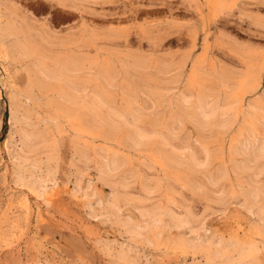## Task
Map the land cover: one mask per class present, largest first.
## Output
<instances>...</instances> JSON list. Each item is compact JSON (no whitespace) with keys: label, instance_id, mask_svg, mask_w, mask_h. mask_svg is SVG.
I'll use <instances>...</instances> for the list:
<instances>
[{"label":"rangeland","instance_id":"rangeland-1","mask_svg":"<svg viewBox=\"0 0 264 264\" xmlns=\"http://www.w3.org/2000/svg\"><path fill=\"white\" fill-rule=\"evenodd\" d=\"M69 1H70V3H69ZM205 1H207V0H204V1L203 0H196V1L195 0H191V2H190V0H73V1L72 0H68V1L67 0H0V4H1L0 6H2V4H3V6L0 7V14H3V16L0 15V20H1L0 21V25L3 26L2 23H5L8 19H11L10 23L12 25H14V26H18V25L14 24L12 22H16L18 20L16 23H18V24L20 23L21 24V25H19V27H23V26L28 27V26H30V22H32V24L30 26L32 28L28 29L30 31H26V32H27L28 35L30 34L32 37L35 38V39H33L29 35L30 38L35 40V41H32V42H33V45L36 47V49H39V47L41 46L42 50H39V51L45 52V50L48 49L46 51V52H48V54H53V53L60 52V51L61 52H66V53H72L73 52V53H76V54H81L82 50H83V53L85 54V52H87L86 54H88V56H89L93 52H88V50H87L88 47L86 46V44L89 43V50L90 51H92V49H94L96 46L97 47L99 46L98 48H95V51H96V49H98L99 51H96V52H98L97 54H99V53H102V54L97 55L96 52H94L97 55V57H100V55H101V58H99L100 61L97 64L99 70L95 69V68H97L96 65L94 67L92 66L93 69L95 71L96 70L100 71L101 68L103 69L106 66L107 67V68L105 67L106 70H109V69L112 68L111 71H114V72L118 73V71H116V68H115V70L113 69L114 65L116 64L115 66H117V67H118V65L122 66V68L120 67L121 69L118 67L119 68L118 70H119V73H121L122 79L124 78L123 79L124 83L125 82L128 83V81H130L129 84H127L128 87L125 89L126 91L124 90L125 94L126 95H130L131 94L130 96L132 98H134V100H136L135 97H138L140 95V97H138L136 102H135V101L132 100V98L129 97L131 99L130 100L128 98V96H125L124 95V91H123V93H121L122 92L121 90H119V89H117L115 87H112V88H110L109 95L111 94L113 98L115 97V99L119 100V101L117 102L115 99H114L115 100L114 101L110 97V100H109L110 103L109 102H107L105 104H103L104 102L102 103L103 104V106H102L103 109H102L101 106L97 105L96 103L94 104V101H92L89 96L88 97H85V96L83 97L82 96L78 100L79 103L83 106L85 103H81V102L85 100V102H86V104L84 105L85 109H88L89 106H90L93 110L89 109L91 112L88 111V113H86L87 112L86 110L85 111L84 110L83 111L80 110L79 111V115H78V113L76 115H72L74 117L78 115V118L76 119V117H75L73 119V121H72V118H71V121H72L71 123H69L70 119L68 120V119H66L67 118L66 116L64 117L63 115L60 114V116L58 115V117H59L58 118V125H59V127L61 129L59 127L56 128L53 125V123H51V121L49 119V116L51 114L58 113L56 111V108H55L56 107L55 103L53 104V102H56V101L54 100L55 97H54L52 91L49 90V92H48V91L43 90L41 88L37 89L39 86H33V87L31 86V87H29L30 85L29 86L27 85L26 86L27 90L24 93V89L25 88L23 89V87L25 86L26 81L28 83L31 80H33L32 77L31 78L29 77V76H31L29 74V71H30L31 67L29 66V63H28L27 59H24L22 57L20 58V56L18 55V53H16V51H15V54H14V50L9 48L8 41L4 39L5 38V32L0 30V38L2 39V40L0 39V41L2 42V43L0 42V264H216L218 261H219V264H221V263L222 264H226V263L228 264L230 261H228L227 258L229 259V257L231 255L233 256L234 260L235 259L238 260L239 264H245V263L246 264H264V233H263L264 232V229H263L264 226L259 225V224H262V223L264 224V222L260 223L258 221V219L255 216H253V214H250L248 212L247 209H246V214L248 213V215H246L245 213L242 212V211H245L244 210L245 207L246 208L248 207L247 206L248 203L245 200L247 198L246 195H248V193H247L248 190L247 189L249 188V184L251 182L249 180V176H248L247 173H245L241 169H238V170H241V171H238L235 168V167L240 168L239 161H241L240 160L241 159L240 158L241 155L240 156L237 155V152L235 151L236 150V144L241 139V137L246 135L247 131L246 132H244V131L240 132L238 130V129H240V127H238V126L240 125L239 123H240L241 120L239 122H237L238 124L237 123L235 124L237 127L234 125L231 128V130L227 131L228 133L226 132L227 134L225 132L222 133V131H219V130L217 131L216 128H210V127L208 128L207 127V128L202 129V128H199L198 126L196 127V124H194L195 120L192 119L193 123L190 121L191 118H192L193 112H194L193 110H191V108L194 109V107H192L193 103L190 102L188 104H183L181 101H179V97L177 96V94H178L177 90H178V92H183V93L185 91H187L185 89V87H184L185 86V82L184 81L186 79V78H184V76H186L187 73L191 72L195 68L194 70H196L197 72L199 71L200 73H202V74L197 73V75H198L197 76L196 75V71H195V75H196L195 78H197V81L200 83V85H201L200 88L205 89V92L208 95H210V96H212V95L218 96L219 99H220V97L221 98L226 97V96H228V95H230L232 93L233 89H231L232 88L231 86L232 85L235 86L236 81L238 80L237 76L239 75V73L241 74L244 71V68L246 69L247 66L245 64H247L249 62V60L250 61H254V62L256 60H258L259 58L261 60H264V56L261 55V54L264 53V50L262 49V48H264V35H263L264 34V26H263L264 25V23H263L264 22V20H263V18H264V7H263V5L264 4L259 5L261 3H264V1L263 0L262 1L261 0H256V1H253V0H251V1L250 0H242V1L241 0H237V1L236 0H232V2H231V0L230 1L223 0V2H221V3L222 4L225 3V4L224 5L221 4V6H220L221 8L220 7L216 8V10L212 9V7L209 6V0L207 2H205ZM233 1L234 2L236 1L237 3L235 2L234 5H232L231 3H233ZM194 2L196 4H194ZM247 2H249V3H247ZM257 2H258V4H256ZM247 5H248V7H247ZM4 6H5V9H4ZM206 7H207V10H206ZM209 7H211V8H209ZM231 7H233V8H231ZM5 10H7L8 12L10 10L11 11L8 13ZM195 10H196V12H195ZM208 10H209V12L207 13ZM211 10L214 11L213 13L216 12L214 14L215 17L213 16L212 13L210 14V12H212ZM217 10H220V11H217ZM226 10H228V12ZM223 11L226 12V13L223 14ZM203 12L204 13L206 12L207 14L206 13L204 14ZM8 14H9V16H8ZM10 15H11L12 18L10 17ZM210 15H212V17ZM205 16H206V18H205L206 21L204 20ZM14 17L15 18L17 17V19H15ZM24 17H27V18L29 17L30 19L29 18L27 19V18H24ZM23 18H24V20L22 21ZM199 20H201V21H199ZM21 21H22V23H21ZM33 21H36V22L33 23ZM24 22L25 23L29 22V25H28V23L23 24ZM203 22H206V23L203 24ZM41 24H42V26L44 24L45 25L43 27H40ZM201 25L204 26V27L201 28L202 27ZM0 29H1V26H0ZM36 29L38 30L37 31L38 34L35 31ZM40 29H43V31L46 33V35H45V33L43 35L42 30H40ZM33 30L35 31V33L33 32ZM47 30H49V31L47 32ZM51 32H53V33H51ZM55 32L58 35L55 34ZM70 32L71 33L73 32L72 33L73 36H72V34ZM205 32H207L206 33V37L204 35ZM1 33H2V35H1ZM202 34L204 35V39L202 38L203 37ZM63 35L64 36L66 35L67 38H69V39H67L66 36L64 38ZM69 35H71V36H69ZM193 35H194L195 38L192 37ZM36 36H37V38H36ZM40 36H41V38L43 36H45V37L42 38V40L44 42L41 41V40L38 41ZM54 37H56L58 39H54ZM81 37H82V39H81ZM61 38L62 39L64 38V39L62 40ZM69 40H71V41L69 42ZM190 40L191 41L193 40V43ZM203 40H205V41H203ZM5 41H7V42H5ZM47 41L49 42L50 46L47 45L48 44ZM53 41H56V43L53 42ZM62 41H63V44H62ZM90 42H92L91 44H93L95 47L93 45H90ZM202 42H205V43H202ZM206 42H211V43H213V45L211 43H206ZM58 43H59V45H58ZM197 43H199V46H198ZM2 44H4V45H2ZM200 44H201V46H200ZM202 44H203V46H202ZM205 44H206V46H205ZM207 44H209V46H207ZM61 45H62V48H60V50L56 49V48L61 47ZM63 45H65V46H63ZM191 45L193 47L195 46L194 48L192 47V50L190 49ZM211 45H212V47H210ZM1 46L3 47V49H1ZM5 46H7V47H5ZM45 46H46V49H44ZM91 46H92V48H91ZM106 46H109L108 47L109 48V52L108 53H110V52L114 53V56L113 55H109L108 53H107V55L105 54L106 56H102L104 53H106L105 51H108L107 50L108 48H106ZM51 47H53V48L55 47V49H53ZM100 47L102 49L105 48L104 49L105 51H103ZM200 47L203 48V49L200 50ZM204 47H205V49H204ZM78 48H80V49H78ZM110 48H111V51H110ZM207 48H208V50H206ZM247 48H249V49H247ZM51 49H53V50L51 51ZM209 49H213L211 51H214L216 55L213 52H210ZM243 49H245V50H243ZM258 49L263 50V51L260 52V50H258ZM4 50H6L8 52L6 53V51H4ZM73 50L74 51L76 50V52H74ZM78 50H79V52L80 51L81 52L79 53ZM204 50H206V51H204ZM242 50L245 53H248V56H247V54H244ZM256 50H258V52ZM233 51L235 53L240 54V56H238L237 54L235 55V53H233ZM241 51H242V55H241ZM115 52L117 53V55H116L117 57L115 56V54H116ZM144 52H146V53H144ZM198 52H200V53L202 52L201 55H199ZM259 52H260V54H259ZM83 53L81 54V56L83 55L82 57L85 58L87 55L85 54V56H84ZM130 53H131V55H130ZM195 53H197L199 55V57L195 58V56H193V59H191L192 58L191 56L194 55ZM203 53H205V54L203 55ZM208 53L210 54V56L207 55ZM9 54H11L12 56L9 55ZM120 54H122V55H120ZM125 54H126V56H125ZM92 55L90 57H86V58H92ZM127 55L128 56L130 55V56L128 57ZM152 55H154V56H152ZM181 55L182 56L183 55L186 56L185 59H183ZM198 55H196V56H198ZM202 55H203V57H202ZM214 55H215V57L213 58ZM244 55L246 56V59H244L245 58ZM109 56H110V58H111V56L113 57V58H111L112 61L109 60ZM118 56H120V57H118ZM139 56H143L145 58L148 57L147 58L148 60L151 59L150 62L148 63V67H150V68L148 69V67H146L148 70L147 69L142 70L141 72H143V73H140V69L138 67H137L138 69H136V68L133 69L134 68L133 66L136 67V64L135 65L133 64L134 63L133 59L136 58V57H139ZM150 56H152V57L150 58ZM207 56H209V57H207ZM258 56H259V58H257ZM261 56H263V57H261ZM94 57H95V55H93V58ZM104 57L105 58L107 57V58L105 60L104 59L102 60V58H104ZM122 57H124V58H122ZM154 57H155V59H154ZM161 57H163V58H161ZM187 57H189V58H187ZM250 57H254V58L253 59L251 58L252 59L251 60ZM6 58L9 59V61H8V59H7V61L10 62V63L5 61ZM117 58H118V60H117ZM156 58L157 59L159 58L160 60H157ZM209 58L214 60V61L209 60ZM2 59L4 61H1ZM119 59H120V61H123V62L121 63L119 61ZM122 59H125V60H122ZM129 59H130L131 62L129 61ZM173 59H176L177 63ZM186 59H187V61H185V63H184V60H186ZM215 59H217V61ZM242 59L244 60V62H243ZM10 60H12L13 62H11ZM15 60H16V62H14ZM22 60H24V61H22ZM114 60L115 61L117 60L116 63H115ZM181 60H182V62H181ZM193 60H195L196 62L193 61ZM207 60L208 61H212V63H210V62H208V63H210V66L211 65L214 66L215 70H214V68L209 69V67H208L209 64L206 63ZM132 61H133V63H132ZM153 61H155V62L153 63ZM156 61H157V63H156ZM159 61H161V63L163 62L164 66L167 65L166 67H168L170 65L169 66L170 69L168 68L167 72H165V73H162V74H161V72L159 73V71L157 70V69H159L158 67L161 66V68H163V65ZM178 61H180V63ZM4 62H6V63H4ZM109 62H110V64H109ZM191 62H194V63L198 62V63L196 64V66H193L194 63L192 64ZM213 62H214V64H213ZM241 62H243L245 64L242 65L243 63H241ZM23 63H25V64H23ZM26 63H28V64H26ZM232 63H234V64L232 65ZM239 63H241V65ZM13 64H16V65L14 66ZM100 64H101L102 67L99 66ZM128 64L129 65L132 64L130 66V68H129ZM178 64H181V66L178 65ZM189 64H191L192 65L191 67L192 68L194 67V68L192 69ZM110 65L111 66L113 65V66L111 67ZM127 65H128V67H127ZM206 65H207V68H206ZM229 65H231V66H229ZM4 66H5V68H4ZM19 66L22 68V69L19 68L21 71L20 70L16 71ZM151 66H152V69H151ZM177 66L183 67L185 69L178 68V69H173L174 70L173 71L172 68H174V67L177 68ZM241 66H243V67H241ZM92 67H90V69L88 68L87 70L85 68L84 71H82V74H80V76H79L80 77L79 81L81 80L79 84L81 86L84 85L83 87H85L87 85L88 89L85 90V93L88 92L89 87H90V91H92L93 89L99 90L100 88H102L101 86L104 87V85H105V84H103L104 82H102L103 80H101V78L99 77L100 76L99 72H98L99 76H97V74H96L97 71H96V73L93 72L94 70L92 69ZM188 67H190L192 70H189ZM230 67H232V68H230ZM237 67H239V68L237 69ZM25 68H27V69H25ZM233 68L236 69V70H233ZM6 69H7V71H6ZM154 69H155L156 73L154 72ZM90 70H93V71H90ZM182 70H184V71H182ZM222 70H224L225 72H223ZM228 70H229V72H228ZM238 70H239V72H238ZM24 71L26 73L27 72L28 73L25 74ZM85 71H87L88 73H86ZM125 71H126V73H125ZM129 71H132V72L134 71V72L132 73V72H129ZM205 72L207 74H210L211 77H209L210 75H206ZM152 73H153V75L151 76ZM227 73H229V74H227ZM258 73H259L258 75L260 77V80H259L260 84H259L258 88L252 93L239 96V97L242 96L243 100L241 102H242L243 108H245V103L249 102L250 100H254V98L255 99L257 98V99H260V100L264 101V98H263L264 97V91H263L264 90V66H263L262 70L259 71ZM124 74H129V76L127 75V78H126L125 77L126 75H124ZM130 74H131V77H130ZM138 74H141V75H138ZM181 74H185V75H181ZM223 74H225V75H223ZM25 75H26L27 78L25 77ZM159 75H161V76H159ZM169 75H171V76H169ZM212 75L215 76V79H214V77H212ZM227 75L228 76L232 75V76L228 77ZM234 75H236V76H234ZM149 76H151V78ZM225 76L227 78H229V79L226 80ZM81 77H83L84 81L87 79V81H85V83L87 82L86 85H85L84 81L81 79ZM155 77H157V78H155ZM159 77H161V78L159 79ZM175 77H176V79H175ZM93 78H95V81L93 80ZM128 78H130L131 80L128 79ZM132 78H133V81H132ZM135 78L137 79V81L135 80ZM232 78H233V80H231ZM5 79H6V81H5ZM27 79H31V80L28 81ZM138 79H139V81H138ZM141 79H143V80H141ZM147 79H149V81H147ZM156 79H158V80H156ZM172 79L174 80V82H173ZM177 79H178V81H177ZM205 79H206V81H205ZM216 79H218V80H216ZM96 80H97V82H96ZM220 80H223L224 85H223V82L220 81ZM229 81L232 84H229L230 83ZM6 82H8L9 85ZM88 82H89V84H88ZM136 82L138 83V86L136 85ZM225 82H226V84H228V86L225 84ZM92 83H93V85H92ZM152 83H153V85L155 83L154 86H158V87H156V88L153 87ZM214 83H216L217 85H215ZM94 84H95V86H94ZM141 84H142V86L145 84L144 86H146V87L139 86ZM165 84H168V85H165ZM176 84L177 85L181 84V85L176 86ZM97 85H99V86H97ZM148 85H151L153 88H155V89L158 88V89L155 90L151 86H148ZM170 86L171 87L175 86L176 89L173 90L175 93L173 91H170L172 89V88H170ZM204 86H207V87H204ZM16 87L18 89H20L19 90L20 92L23 91L24 95L21 94L22 92L20 93L19 91H16V90H18ZM27 87H29L31 89L29 90ZM97 87H99V88H97ZM164 87H166L169 90V91L166 92L167 94L165 93L164 89H166V88H164ZM177 87H179V88H177ZM196 88H193L192 91L190 89V91H188L186 93H190L192 96H195L197 94V92L199 91V88L198 87H196ZM229 88H230V90H229ZM233 88L235 89V87H233ZM11 89L13 90V92H12ZM40 89H41V91H39L40 97L42 95H45L44 98L47 97L46 99L48 100V97H49L52 100L51 104L48 103V102H51L50 100L48 102L46 101L49 106L47 105V103L45 101H43L44 100L42 98L43 96L41 98L38 97L37 94H38V90H40ZM147 89L150 90L149 93H148L149 90H147ZM159 89H163L164 91H161ZM214 89L215 90L217 89L218 92H216ZM218 89H220V90H218ZM225 89H226V91H224ZM194 90H196V91H194ZM10 91L12 92L11 94H10ZM28 91L30 93L28 95H25V94L28 93ZM31 91L33 92L32 93L33 95L31 94ZM90 91L88 93H90ZM132 91H134V92H132ZM154 91H156V92H154ZM258 91H260V92H258ZM14 92H15L16 95L14 94ZM18 92H19V94L17 95ZM115 92H117V93H115ZM135 92L137 94H139V95H137ZM261 92H263V93H261ZM222 93H223L224 96L222 95ZM10 95H11V98H10ZM34 95H35V97H34ZM134 95H137V96L134 97ZM157 95L160 96V97H157ZM252 95H254V96H252ZM12 96H13V98H12ZM23 97L24 98L26 97L27 100H25ZM33 97L35 99H36V97H38L34 101L35 103L33 102V100H34ZM119 97L121 99H119ZM172 97H175V98H172ZM124 98H126V99H124ZM146 98H148V99H146ZM166 98H169V100H170V98H172V100L168 101V99L166 100ZM11 99H13V100H11ZM37 100H39L38 101L39 104H38ZM138 100L143 101L144 104L142 102H141V104L143 106L146 105L145 106L146 109H141L142 105H140V101H138ZM160 100L162 102H160ZM10 101H11V103H10ZM12 101H13V103H12ZM14 101H15L16 105H15ZM17 101H18L19 104L17 103ZM29 101H31V102H29ZM132 101L134 103H132ZM145 101L146 102L148 101L149 103L147 104ZM156 101H158L157 104H155ZM26 102H27V104H26ZM111 102H113V103H111ZM151 102H152L153 106L151 105ZM87 103H89L90 105L87 106ZM108 103L110 105H106ZM116 103L118 104V106H117ZM160 103H161L162 106L160 105ZM33 104H34V106H33ZM40 104H42L41 107L39 106ZM149 104L152 107L151 109L148 108ZM165 104H167V105H165ZM8 105L14 106L13 109H12L11 106L9 107ZM27 105H28V107H26ZM104 105L106 107H104ZM135 105H137V106H135ZM170 105H172V106H170ZM237 105L239 106V103ZM86 106H87V108H86ZM120 106H123V107H120ZM25 107L28 108V109H26ZM35 107L37 108V110H36ZM112 107H113V110H115L117 108L118 111H120L119 110V108H120L121 110H123V109L124 110H128L129 109L127 112H131V113H134L133 111H135V110H136L135 112H138V113L140 112L139 113L141 115L140 119H139L140 121H138L137 125L140 124V126L141 127L143 126V128H150V127L152 128V127H154L153 129H157L158 134H156V136H155L156 138L153 137L152 140H151L152 142L150 141L148 143L147 147L142 148V149H138V150H134L133 149V151H130V149L132 150V148H130L128 146V142H127L128 141V139H127L128 137L127 136L129 135V129L130 128H128V129L125 128L120 122L116 123V120L114 121L115 122L114 126H115V129L119 126L118 127V131H116L114 129V131H113L114 133H113V132H111V129L108 128V126H107L108 125V119H109V116H107L108 115L107 113L111 112L109 110H111ZM125 107H127V108H125ZM133 107L135 108V110H134ZM159 107H160V109H159ZM163 107L164 108L166 107V108L163 109ZM178 107L180 108V110H179ZM182 107H184V108H182ZM10 108H11L12 111L9 112ZM14 108H16V109H14ZM47 108H48V111L46 110V112H45V109H47ZM147 108L149 110H147ZM187 108L189 110H191V111H189ZM23 109H24V112H23ZM170 109H172V110H170ZM28 110H30V111H28ZM161 110H162L163 113L161 112ZM166 110L169 112V114H166V112H167ZM174 110H176V111H174ZM185 110H186V112H185ZM25 111L27 113H29V114H25L26 113ZM31 111L32 112L34 111V113H32ZM81 111H82V113H81ZM141 111H143L144 114ZM12 112H13V116H14V121H11V122L8 123V121L11 120L10 116H11ZM17 112H19V113H17ZM83 112L86 115L88 114L87 115L88 118L86 117L87 119L83 118V117L86 116V115L83 114ZM14 113H16V114H14ZM35 113L36 114L37 113L40 114V115H38V114L37 115L41 119L43 118L42 122L45 120L43 122V125L48 123L47 124L48 126L46 125V126L42 127L43 125L41 124V119L39 120L40 121L39 122L37 117H36L37 115H35L36 118L33 117L34 115H32V114H35ZM46 113L47 114L49 113V115H47ZM160 113H162V114H160ZM186 113H188L187 115H189V116H187V119H185ZM91 114H92V116H91ZM172 114H174V116L176 118ZM8 115H10L9 118H8ZM25 115H28V116L25 117ZM41 115H42V117H41ZM19 116H20V119H19ZM53 116L56 117L57 115L56 114L52 115V117L50 116V118L51 119L54 118ZM61 116H63L64 118L61 117ZM95 116L97 118H94ZM144 116L145 117L147 116V117L145 118ZM149 116H153V118H151ZM155 116H156V118H154ZM168 116H170V117H168ZM27 117H29V118H27ZM162 117H164V118H162ZM21 118L31 119V120H29L30 122L29 121L28 122L31 125H33V128L34 129L37 128L36 130L39 131V132L42 131V135L44 136V138H42L43 141L41 140L42 143H40L41 141L36 142L34 144V146H33L34 149H32L34 151L35 149L41 148L42 145L45 142L48 143V144L45 143L43 145V148H42L43 150L39 149L40 153L38 152V150H37V152L36 151L33 152V151H31L30 148H29L30 150L26 149V148H25L26 149L25 150L23 148V146L20 145L21 144V141H20L21 140V138H20L21 137V134H20L21 132L20 131H22V129H24L25 125H26L25 119L21 120ZM60 118H61V120L63 122H64V119H65L66 124L63 123V122H60L61 121ZM170 118H172V119L170 120ZM189 118H190V120H189ZM158 119H160L161 121L158 120ZM177 119L178 120L180 119V121H182L181 122L182 123L181 126H179L180 127L179 132L181 130L184 131V132L182 133V131H181L180 133L178 132V133L175 134V135H177L179 137L180 140H178L177 136L173 135V139H175V141L178 140L180 142V141H183L187 137L186 138L187 141H190V142H192L194 144H195V141H196L197 142L196 146L200 145V144L198 145V142L199 143H203V144H207L209 142L207 145L210 147L209 151L212 152V154L210 153V155H211V165L209 166L210 170L209 169H206L204 171L203 170H200V171L198 170L199 172L195 171V170L192 171L191 168H188L189 167L188 165L183 163V162H186V160H187V159H184V158H186L185 156H183L181 158V160L183 162L180 165L178 164L179 165V168H178V165L174 166L175 164L173 165L172 162H170L172 164L171 165L169 163V161H167L168 159H166L164 157V155L162 154V153H166L167 155H172L170 150L166 149L167 147L164 146L162 144V142H160V141H161V138L166 135L165 131L168 129L169 124L172 123L171 121L173 120V122H174ZM32 120H33V122H31ZM66 120H68V121H66ZM88 120H89V122H88ZM153 120H154V123H153ZM162 120H164L163 121L164 125L162 123ZM188 120H189V122H188ZM254 120H255L254 124L256 126L255 129L257 131L259 130L258 131L259 135L256 134L257 132L254 131L255 129L253 130V134L255 136H257V137H260V136H262L264 134V124H263V126H261L263 122H262V120H260V117H256ZM257 120H258V123L259 122L261 123V125L260 124L257 125ZM35 121L38 122L37 123L38 125L36 124V126H35V123H36ZM103 121H105V122H103ZM74 122H76V125H78V126H79V123H81L83 125H82V127L79 126V128L77 130L78 126L77 127H76V125L74 126L73 125V124H75ZM86 122H88V123H86ZM149 122H152V123H149ZM186 122H188V124ZM12 123H14V124H12ZM15 123H16V125H15ZM84 123H85V125H84ZM95 123H97V124H95ZM98 123H100L99 126H98ZM22 124H24V126ZM63 124H65V125H63ZM89 124L90 125L93 124V125L90 126ZM116 124L118 126H116ZM120 124L122 125V127H121ZM154 124H159L161 129L159 128V125L155 126ZM9 125L11 127H9ZM31 125H30V127H31ZM67 125H70V126L67 127ZM103 126H105V127H103ZM259 126H261V127H259ZM12 127L13 128L15 127V128L12 129ZM50 127L53 128V131H52V128H50ZM94 127H96V128H94ZM100 127H102V128H100ZM182 127H184L185 129H182ZM47 128L48 129L50 128V132H49V130ZM68 128H70V129H68ZM91 128L92 129L94 128V129L90 130ZM16 129L18 131L17 133L14 131ZM45 129L48 130L47 131L48 134L46 133ZM64 129H66V130H64ZM88 129L90 131H86V132L84 131V130H88ZM95 129L97 131H99V130L100 131L96 132ZM192 129H193V131H192ZM196 129L199 130V131H197ZM56 130L58 132H56ZM107 130H110V131H107ZM13 131L17 135L13 134ZM105 131H106L107 134L105 133ZM122 131H124V132H122ZM203 131H205V132H203ZM231 131H232V134H231ZM78 132H79V134H77ZM80 132H81V134L84 133V135L80 136ZM119 132H121V133H119ZM208 132H210V133H208ZM10 133H12V134H10ZM72 133L74 134V137L72 136L73 135ZM97 133L99 134V137H98ZM100 133L103 136L104 135H106V136L109 135V136L107 138H106V136L105 137L102 136L103 137L102 138ZM202 133L205 136L207 135L208 138H206ZM235 133L237 134V136H236ZM53 134L56 135V136H54ZM89 134L93 135L91 137V138H94L93 140L90 139V135ZM94 134H95V136H94ZM120 134H121V136H119ZM123 134H124V136H123ZM190 134H192V135H190ZM225 134H226V136H225ZM238 134H240V135H238ZM13 135H15V136H13ZM57 135H59V136H57ZM76 135H79V136H76ZM86 135H89V136H86ZM125 135H126L127 138L125 137ZM215 135L217 137L220 136V138L219 137H218L219 139L216 138ZM8 136H9V138H8ZM45 136H47V137H45ZM180 136H183L182 137L183 139L180 138ZM201 136H204V137H201ZM10 137H11V139L12 138L13 139L10 140ZM54 137H56V138H54ZM76 137H78V138H76ZM80 137L85 138L86 139V144H89V145H90V143L91 144H93V143L95 144L96 142L99 143V142L102 141V139H103V141H102L101 145H100V143L99 144L96 143L97 147L96 146L92 147L94 144L91 145V146H89V145L88 146L87 145L84 146L85 139H79ZM209 137L212 138L211 142H210ZM222 137H225V138H223V140H222ZM95 139H97V140H95ZM99 139H101V140H99ZM107 139H109V140H107ZM113 139L118 141L117 145H114L116 142H114ZM213 139H215V140H213ZM228 139H230V140H228ZM7 140H8V142H7ZM9 140H10V142H9ZM52 140H54V141H52ZM122 140L124 142H122ZM158 140H159V142H158ZM217 140L218 141L222 140V142L220 144L217 143L218 144L217 145V144H215ZM232 140H234V141H232ZM49 141H52V143L50 142L51 146L53 145L52 147L49 146L50 145ZM87 141L90 142V143H87ZM107 141H110V142H107ZM112 141L114 143H111ZM125 141H126V143H125ZM205 141H207V142H205ZM105 142H107V143H105ZM119 142L122 143V144H120ZM213 142H215V143L213 144ZM223 142H225V143H223ZM228 142L231 143L232 145L229 144ZM79 143L82 144V146ZM108 143H110V144H108ZM157 143H160V144H157ZM210 143H212V144H210ZM76 144H77L78 149L74 148V147H76ZM106 144L108 146H106ZM123 144L124 145L126 144V146H124ZM221 144H222V146H219ZM78 145H80V146H78ZM98 145H100V146H98ZM109 145H111V147ZM210 145H212V146H210ZM214 145H217L219 148H217V146H214ZM38 146H40V147L38 148ZM45 146H47V148ZM101 146H103V147H101ZM105 146L107 148L110 147L111 148L110 150L113 149L114 152H115V148L116 149L118 148L117 150H119L121 152L126 150L124 152H126L125 154H128V155L123 156L122 153H120V152L117 153V151H116V154L114 155V153L112 151H110V150L108 151L109 148L106 149L107 150V155H106ZM123 146L125 148H129V149L120 148V147H123ZM162 146L166 147V148H161ZM224 146L227 149V151H226V149H224ZM44 147H45V149H44ZM79 147H84V148L81 149ZM221 147H223V151L224 152L221 151L222 150ZM21 148H23L24 150L21 149ZM75 149L78 150L77 153L80 150L81 151L85 150L87 152L86 153L85 151H83V154H80V153H82L80 151L78 153L81 156L82 155L84 156V155L88 154V155H86L87 157H85V156L84 157L88 158L89 160L85 159V158L81 159V157H79L81 159V161H79V162L83 161L82 163L84 164V166H81L83 164H81V163H79L77 161V158H76L77 154L76 155L74 154L75 153ZM88 149H90L89 151L92 154H89ZM164 149H166V151ZM210 149H212V150H210ZM44 150H46V151H44ZM99 150H101V151H99ZM160 150H161L162 153H160ZM19 151H23L22 153L23 154L26 153V155L28 153V155L24 156L22 153L19 154ZM42 151H44V152H42ZM73 151H74V153H73ZM139 151L142 154L150 152L148 155H151V156L148 157L147 154L146 155L138 154L137 152H139ZM218 151H219L220 154H222L221 156L219 155L221 158L223 156L226 157V158L223 157L221 159L218 156L219 153H216ZM167 152H169V153H167ZM227 152H229L230 154L227 153ZM36 153H38V154H36ZM93 153H94V155H93ZM98 153H100V155H101L100 157H99ZM17 154H18V156H17ZM95 154H97V155H95ZM131 154L133 156H136V159ZM225 154L227 156L229 154V157H227ZM130 155L133 157V159H132V157ZM212 155L213 156H217V158L219 157L221 159V160L219 158L217 159L219 164L216 162V157L213 159ZM16 156H17V158H15ZM105 156H107V157H105ZM121 156H122V158H120ZM144 156L145 157L147 156L148 158H145ZM156 156H157V158H154ZM158 156H159V158H158ZM28 157H30V158H28ZM32 157H34V158H32ZM39 157L42 158L41 160H43L44 162H42L41 160L39 161V159H38ZM101 157H103V158H101ZM113 157H118L122 162H124V163H122L123 167L119 168L120 170L119 169L117 170L118 173H116V176L118 175L117 176L118 179H116L117 177L115 176L114 178H108V180H107L106 177L101 175V173H97L96 171L99 172V170H101V169H98V168L102 167V165H99V164L106 163V162L108 163L110 161V159L113 158ZM125 157L127 159H128V157H129V159L131 158L130 160H128L129 162H126L127 159ZM161 157H162V159L164 158V160H162ZM18 158H22V161L19 160V162L17 161V163H16V160H18ZM25 158H26V160H24ZM35 158L39 162H37ZM79 158H78V160H80ZM137 158H139V160H137ZM140 158H141V160H140ZM150 158L151 159L154 158L155 160L154 159L151 160ZM46 159H48V160H46ZM49 159H51V160H49ZM83 159H85L86 162H88L87 164H89V165H87V167H90V168H88V169H87V167H86V169L84 168L86 166V162H84ZM101 159H102L103 162H101ZM156 159L159 161L160 164H158V163L157 164L159 166H161V168L157 167L158 165L155 166V164L157 162ZM91 160H93V162ZM123 160H125V161H123ZM136 160H137V162H136ZM227 160H229V161H227ZM28 161L30 163H28ZM31 161L32 162L36 161V162L35 163L34 162L31 163ZM223 161L227 162V164L225 162H223ZM20 162H22V163H20ZM90 162L92 163V165H91ZM23 163H24V165L26 163L27 164L24 166ZM220 163H221V165H220ZM223 163L226 164L225 167H224ZM232 163L235 166H232ZM21 164H22V166H21ZM148 164H152V165L149 166ZM184 164H185V166H184ZM236 164H237V166H236ZM145 165H148V166H145ZM214 165H216L218 168L220 166V168H225V169H226L227 165L229 167V168H227L228 169L227 170L228 174H227L226 178L229 177L230 180L228 178L227 179L225 178V180L223 182L224 185H225V190H226L225 196H227V197L224 196V199H225L226 202L229 201L228 202L229 204L225 203V201H223L221 203L219 201V199L217 200V198H215L216 196L213 193H211L210 190H212V189H210L209 186H208L209 189L207 187H203L204 190H206L204 192L201 189L195 190L196 187L194 185L196 184V182H203V183L206 182L207 179H205V178H207L209 172L211 170L217 168ZM99 166H101V167H99ZM130 166H131V169H130ZM170 166H172V168ZM28 167H29L30 170L28 169ZM183 167H184V169H183ZM159 168L161 169L160 171H162L160 173H162L161 175L163 176V179H162V177H161V179L159 178V176H161L160 173H159ZM166 168H168V170ZM170 168L173 170V172H171ZM185 168H187V170H189V171H186ZM234 168H235V170H237L236 172H234ZM22 169H23V174H22ZM154 169H155V171H154ZM157 169H158V171H157ZM229 169H230L231 173H229ZM46 170H49V171H46ZM130 170H131V172H134V175L132 176V177H134L133 179H130V178H132L131 175L133 174V173L130 172ZM141 170H143V171H141ZM177 170H179V171L175 172ZM190 170L193 172L192 174H191ZM16 171L17 172L19 171V172L17 173ZM156 171H157V174L155 173ZM232 171H233L234 178L232 177L233 175H231ZM143 172H145V173H143ZM194 172H195V174H197L196 176H195ZM242 172H244V173H242ZM24 173H26V174H24ZM177 173H180L181 175L180 174L177 175ZM239 173H241V174H239ZM16 174L17 175L20 174V175H18V177L20 176L22 181H20V177L19 178H15L17 176ZM78 174L79 175L81 174V176H78ZM93 174H95V175L97 174V175L95 176ZM124 174H125V176H124ZM142 174L145 175V176H143ZM148 174H150L149 177H147ZM173 174H174L176 179L174 178ZM206 174H207V176H206ZM235 174L238 175V176H236ZM169 175H170V177H168ZM230 175H231L232 178H230ZM39 176L42 177V178H40ZM52 176H53V178H51ZM77 176H78V178H77ZM91 176H92V178H91ZM127 176L130 177V178H128ZM182 176L184 177V180L186 179L185 181L183 180ZM202 176L205 177V178L202 179ZM85 177H86V179L88 178L87 181L89 180V185L87 183H84V181L87 182ZM93 177H95L97 179H95ZM143 177H144V179L142 180ZM165 177L166 178L168 177L167 179L170 182V184L167 183L168 181H167V179ZM193 177H194V179L198 178L199 180L195 179V181H194L195 183L191 182V181H193ZM238 177H240V178H238ZM75 178H76V180L77 179H79V180L75 181ZM189 178L192 179V180H190ZM236 178H237V180L238 179H241V180L243 179L244 181L243 180L242 181L238 180L240 182L236 183V181H235ZM39 179L40 180L42 179L43 181L41 180L39 182ZM52 179H54V180H52ZM82 179H83V181H82ZM113 179L115 180V182H112ZM124 179H128L130 183H128V184L126 183L125 184V181H127V180L124 181ZM151 179H152V181H151ZM169 179L172 180V181H170ZM232 179L234 180L233 183L230 182ZM246 179H248V180H246ZM91 180L92 181L94 180L93 183H92ZM95 180H97V181L95 182ZM106 180H107V183H105ZM121 180H123L124 183ZM226 180H228V181H226ZM100 181H102V182H100ZM109 181H111L113 183V185H115L116 187L113 186ZM117 181L118 182L120 181L119 184H121V182L123 183V185H120V187L121 186L124 187L125 185L126 186L129 185V188L125 187L124 188L125 191L123 190V188H121L122 189L121 190L120 187L118 188L119 184H118ZM176 181L180 182L182 185H180V183H178V182L176 183ZM188 181H189V183H188ZM245 181H246V183H248L247 185H245L246 183L244 184V186L243 185H239V184H241V182L244 183ZM18 182H19V184H18ZM42 182L44 183V185L46 187V190H45V187H43L44 185L42 184ZM73 182H75L76 184L73 183ZM108 182H109L110 185H107ZM172 182H174V184H172ZM261 182H262V179H260L259 183L261 184ZM155 183H157V184L155 185ZM230 183H232V184H230ZM116 184H118V185H116ZM139 184H140V186H139ZM177 184H179L180 187ZM236 184L238 186H240V187L243 186L244 188L241 187L240 188L241 190L239 189L240 192L235 191L236 187H233L232 185L235 186ZM37 185H38V187H37ZM40 185L44 189H42V188L39 189ZM75 185H78V187L77 186L75 187ZM159 185H161V186H159ZM163 185L165 186V188L167 190L164 189ZM175 185H177L176 188H175ZM189 185H191V186L189 187ZM81 186L83 188H85V189H87L88 186H89V188H90L89 192L87 190L86 191L85 190H81L82 189ZM108 186H109V188H108ZM110 186H112L113 188H111ZM145 186H147V188ZM148 186L153 187L152 189H154V191L156 192V195H155V193H154V191L152 189H151V191H153L152 193H150V191H148V190H150V187H148ZM192 186H193V188H192ZM245 186H247V187H245ZM28 187H30V189H28ZM171 187H173L174 189L173 188L171 189ZM194 187H195V189H194ZM74 188H77V190L75 191ZM97 188L99 189L100 192L98 191ZM117 188L119 190H117ZM169 188H170V190H168ZM179 188L181 189V191H180ZM242 188L244 189V191H242L243 190ZM37 189H39V190H37ZM110 189H112L113 194L111 193L112 191ZM113 189H116V190H113ZM162 189H164L166 191H169V194L173 191L171 193L172 196L171 195L170 196L174 197V198H172V200H174V202L171 200L170 196L167 194L168 192H165L163 190L166 196L164 195V193L162 192ZM233 189H234L233 193H235V194L230 195V193L229 194L227 193V192H229L230 190H233ZM33 190L36 191V193H33ZM72 190H74V192ZM109 190H110V192H109ZM137 190L140 193H138ZM174 190H176V191L179 190L180 192L178 191L176 193V191H174ZM186 190H188V191H186ZM192 190H194V191H192ZM200 190H201V192H200ZM246 190H247V192H246ZM37 191H40L42 194L40 192H37ZM90 191H92V192H90ZM207 191H210L211 194L208 193ZM86 192L90 193L91 195H92L93 192H95V193H93V195L94 194L95 195L94 196L93 195L90 196V194H88V193L86 194ZM125 192H127L128 194L126 193V195H125ZM184 192H187V193H184ZM191 192H192V194H191ZM237 192L239 194H237ZM244 192H246L247 194H245ZM76 193L78 194V196H76L77 195ZM110 193L113 196V198H115V196H114L115 194H116L117 198L119 197L118 199L117 198L114 199V200H116L115 202H117V200H119L117 202V208L119 206L121 207V203H122V207L123 208H125V206L123 204H125L126 206L127 205H129V206L132 205V207H128L127 206L126 209H123L122 207H121L122 210L117 209L120 212V214L117 212L118 215H119V218L117 216L116 217L115 216H111V215H109V213L107 215L108 209L106 207L107 204H105L106 202L104 201V198H105L106 201L109 200L111 198L110 197L111 195L108 196V194H110ZM160 193H162L163 195L160 194ZM174 193H176L177 195L175 194V196H173ZM178 193L179 194H184V196L178 195ZM199 193L201 194V196H200ZM82 194H83L84 197L82 196ZM96 194L97 195L100 194V195H98L99 197ZM101 194H102V196H101ZM144 194H147V196H148L147 199H149L150 202H151V200L153 198V200L151 202L152 204H153L154 201H158L160 199H162L163 202L160 200L161 203L160 202H155L154 204L155 205L157 204V205L155 206L153 204V206H152L150 202L149 203L147 202L146 198L143 199L144 196H146ZM186 194L187 195L191 194V195L188 198L189 195L187 196ZM121 195H124L126 197L121 196ZM192 195H195V196H192ZM88 196H89V198H88ZM180 196H182L183 198L180 197ZM244 196H246V198ZM90 197H92V198H90ZM93 197H94V200H93ZM120 197H122V199H124V200L127 199L126 200L127 203H124V201L121 200ZM192 198L195 199V200H193ZM200 198H202V199H200ZM95 199H98L102 203H100L99 201H96ZM100 199H102V201ZM234 199H235V201H234ZM144 200H146V201H144ZM166 200H167V202H166ZM205 200L206 201L209 200V201L205 202ZM216 200H217V202H216ZM231 201L233 203L237 202V205L239 204L238 207L241 204H243L244 205V207L242 206L243 210H241V208H242L241 206L239 207L240 208L239 209ZM97 202H99L100 206H98L99 204L97 205ZM172 202L174 203L173 205H171ZM211 202H213L214 204L211 203ZM86 203H87V205H84ZM88 203H89V205L91 203V205L89 206ZM94 203H96V205H94ZM218 203L220 205H218ZM161 204H163V206H161ZM221 204H223V206ZM227 205H229V209L226 210V209H224V207L228 208ZM232 205H235V206H232ZM134 206L135 207L139 206V207L135 208ZM140 206H142V208L144 206L143 209H147V207H149V208L150 207H159V208H166V209H170V210L174 209L177 212H179V213H177L176 211L173 210L178 215H180L181 212L185 211L189 215H187V214H185V212H183L180 216H186V217L188 216V219L190 221H191V219H193V220L195 219L194 221L192 220L191 222L192 223L194 222V223H197V224L193 223V225H196V226H199V227L202 226L201 230H203L204 228H205V230H208L207 231L208 235H206L207 234L206 231H205L206 234L203 233L204 231H202V232L198 231V233H197V234H199L198 236L193 234L194 236H197V238H199V237L201 238V239L199 238V241L202 240V238H203V240L205 239L204 237H202L203 234L205 236H207L206 237L207 240L206 239L204 241L202 240L203 243L206 242V241L208 242L209 241L208 240L209 236H212V235H214L213 236L214 239L216 237L217 241H218V239L220 241L219 237H221V235H222V237H221L222 240L221 241L222 242H232V241H234L233 242V247L234 248L232 246H230L228 248L227 247L223 248V245H222L223 243L221 242L222 243L221 244L219 241H218L219 245H217L218 244L217 243L216 244L217 246L214 247L215 244H213V243H216V239L215 240L213 239V241H215V242H213L212 239H210V243L209 244L207 242H206V244L204 243L207 246L206 248H205L204 244L200 245L201 243L197 244V245L194 243V245H193V243L191 241L194 238V236L192 235V238L190 237L191 234L188 231V229L186 231L185 230L186 228H183L184 230L182 231L181 228L175 227V229H177V231L175 233V229H173V226H170V225H167V224L164 225V226H161V228L159 227L158 229H154L153 233H152V230L151 231H146V232H148L146 235H141L140 236L143 239H141L140 237H139V239L134 237L133 239H135V240H133L131 238L132 236L129 235V233L126 232V227H125L124 223H122V221H121V223L124 225V226H122V224H120L119 220H125L126 221V219H130L131 218L130 220L135 221L136 218L139 217L140 210H137V209L138 208L141 209ZM95 208H98V209L95 210ZM99 208H101V210H99ZM221 208L224 209V210H222ZM131 209L133 211L135 210L136 212L135 211L131 212ZM143 209H141V210H143ZM92 210H94V211H92ZM123 210H124V212H123ZM239 210H240V212H239ZM100 211H101L102 214L99 213ZM105 211H106V214H105ZM137 211H139V213H137ZM96 212H98V214H100L102 216L99 215V217H97V213ZM240 213H242V215ZM89 214L90 215L94 214V215H96L97 218L90 217ZM103 214H104V216L106 215L107 218L103 217ZM126 214L127 215L129 214V215L127 216ZM249 214H250V218H253V219L256 218L257 220L256 219H254V220L251 219V221H252L251 222L249 217H248ZM120 216H121V218H120ZM189 216H190V218H189ZM111 217H113V218H111ZM133 217H135V218H133ZM104 218H105L106 222H104ZM124 218H126V219H124ZM204 218L206 220L205 221L206 223L204 222ZM110 220H112V222L114 220L115 223L114 222L111 223ZM137 220H139V219H137ZM196 220H197V222H196ZM101 221L104 222V223L102 224ZM107 221L108 222L110 221V222L108 223ZM125 221H123V222H125ZM198 221H200V222L198 223ZM248 221H249V223H248ZM257 221L259 222V224H258ZM201 222H202V225H201ZM116 223H118L120 225L119 226L120 227L119 230L117 228L118 224H116ZM203 223H204V226H203ZM113 224L115 225V227L112 226ZM246 224L249 225V226H247ZM252 224H255V225H252ZM256 225H257V227H256ZM166 226H168V227H166ZM163 227H166V229L163 228ZM170 227H172L171 228V232H170V230H168V228L170 229ZM253 227L254 228L256 227L257 229L261 228L263 231L259 230V229L257 230L255 228V230L257 231V233H256V231L254 230ZM252 228L255 231V232H253L254 235L252 234V231H253ZM178 229L180 231H178ZM248 229L250 230V232L249 231L247 232ZM156 230L157 231L160 230V231L157 232ZM242 230H244V232ZM121 231H122V233H121ZM172 231H174V232H172ZM125 232L127 233V235L125 234ZM150 232H151V234H150ZM159 232L161 234L162 233L164 234V235L162 234L163 237L160 236L161 234ZM186 232L189 233V234H187ZM199 232L203 233V234L201 235ZM217 232L219 233V235H218ZM261 232H262L263 235L260 237V233ZM210 233L212 235H209ZM248 233H250V234H248ZM125 235L128 236V238L131 241L129 240L127 242L128 238ZM169 235H171V236L169 237ZM249 235H251V236H249ZM258 235H259V237H257ZM144 236H146V241L144 240V238H145ZM178 236H181V237H178ZM149 237H150L151 240L149 239ZM158 237H161V238H158ZM232 237H234L233 238L234 240L232 239ZM125 238L127 239L126 241H125ZM147 238L149 239L150 242L148 241ZM210 238H212V237H210ZM225 238H227V239L229 238L230 241H228V240L224 241ZM247 238H249V239H247ZM259 238H261V239H259ZM155 239H158L157 240V244L153 245L152 242L156 243ZM251 239H253V240H251ZM236 240H238V242H235ZM246 241H247V243L250 244V247H248L249 245H246V244L245 245L240 244L242 242L246 243ZM250 241L251 242L254 241L253 242L254 246H253V244L251 246ZM255 241H257V242L255 243ZM186 242H187V244H186ZM190 242L192 244H190ZM147 243H148V245H147ZM235 243H239V244H237V245H239V247L237 245H235ZM149 244H151V245H149ZM142 245H144V246H142ZM191 245H193V246L196 245L199 248L201 246L202 247L204 246L203 247L204 250L202 249V247L200 249L196 247L195 248L196 250H195V249H193L194 247L191 246ZM208 245H210V247ZM220 245L222 246V249L224 251L223 252L224 256H222L223 254L219 255V254L215 253V249L214 248L219 249V247H221ZM240 245H242V246H241V249L239 251L238 248H240ZM212 246H213V249H211ZM245 246H246V248H245ZM231 247L234 250H232ZM251 247H253V249H254L253 251L254 252L251 249V253H250L249 250H250ZM226 248L229 249V250L231 248L230 252L234 251L233 253L236 255L237 258H235L234 254L229 253V250H227ZM197 249H199V250H197ZM210 249H211V251H213V253H211V251H208ZM246 249L249 251V253H248V251H246ZM202 250H203V252H202ZM235 251L236 252L239 251L240 254L243 252L241 254V257H242L241 259H240L239 256H237V253H235ZM246 252L249 254L248 256H247ZM203 254L204 255L205 254H209V255H205L204 256ZM226 254H229L228 255L229 257L227 256L226 259H225ZM212 255H214V258L211 257ZM208 256L212 260L210 258H208ZM245 256H247V258H245ZM218 257L219 258L222 257V258L219 259ZM217 259H219V260H217ZM210 260L213 261V262H210ZM224 260H226V261H224Z\"/></svg>","mask_w":264,"mask_h":264},{"label":"bare ground","instance_id":"bare-ground-1","mask_svg":"<svg viewBox=\"0 0 264 264\" xmlns=\"http://www.w3.org/2000/svg\"><path fill=\"white\" fill-rule=\"evenodd\" d=\"M68 1V0H67ZM73 1V0H72ZM196 1V0H195ZM204 1V0H203ZM208 1V0H207ZM207 1H205V2H207ZM228 1H230V0H228ZM237 1V0H236ZM235 1V2H236ZM242 1V0H241ZM240 1V2H241ZM251 1V0H250ZM249 1V2H250ZM253 1H256V0H253ZM262 1V0H261ZM264 1V0H263ZM190 2H191V0H190ZM189 2V3H190ZM221 2H223V0H209V6H211L212 7V9H215L216 10V8H219L220 6H221ZM231 2H232V0H231ZM234 1H233V3H231L232 5H234V3H235ZM239 2V1H238ZM249 2H247V3H249ZM69 3H70V1H69ZM193 3V2H192ZM199 3V2H198ZM203 3V2H202ZM228 3V2H227ZM237 3V2H236ZM245 3V2H244ZM261 3V2H260ZM194 4H196L195 2H194ZM225 4V3H224ZM224 4H222V5H224ZM254 4V3H253ZM256 4H258V2L256 3ZM262 4H264V3H261V4H259V5H262ZM1 5V4H0ZM71 5V4H70ZM202 5V4H201ZM208 5V4H207ZM229 5V4H228ZM244 5V4H243ZM249 5V4H248ZM248 5H247V7H248ZM255 5V4H254ZM2 6H3V4H2ZM2 6H0V7H2ZM7 6V5H6ZM227 6V5H226ZM251 6V5H250ZM249 6V7H250ZM71 7V6H70ZM193 7V6H192ZM211 7H209V8H211ZM214 7V8H213ZM234 7V6H233ZM233 7H231V8H233ZM257 7V6H256ZM263 7H264V5H263ZM262 7V8H263ZM197 8V7H196ZM202 8V7H201ZM221 8V7H220ZM236 8V7H235ZM4 9H5V6H4ZM3 9V10H4ZM195 9V8H194ZM249 9V8H248ZM198 10V9H197ZM205 10V9H204ZM206 10H207V7H206ZM210 10V9H209ZM209 10L207 11V13L209 12ZM229 10V9H228ZM228 10H226L227 12H228ZM259 10V9H258ZM6 12H8L7 10H5ZM11 11V10H10ZM9 11V12H10ZM194 11V10H193ZM201 11V10H200ZM212 11V10H211ZM217 11H220V10H217ZM8 12V13H9ZM19 12V11H18ZM195 12H196V10H195ZM194 12V13H195ZM214 11H212V12H210V14L212 13L213 14V16H214V14L216 13H213ZM259 12V11H258ZM204 13V12H203ZM206 13V12H205ZM204 13V14H205ZM206 13V14H207ZM222 13V12H221ZM224 13H226V12H224L223 11V14ZM13 14V13H12ZM21 14V13H20ZM196 14V13H195ZM0 15H2L3 16V14H0ZM27 15V14H26ZM1 16V17H2ZM8 16H9V14H8ZM198 16V15H197ZM208 16V15H207ZM211 17H212V15H210ZM10 17H11V15H10ZM21 17V16H20ZM215 17V16H214ZM7 18V17H6ZM9 18V17H8ZM12 18V17H11ZM15 18V17H14ZM24 18H27V17H24ZM24 18L22 19V21L24 20ZM29 18V17H28ZM27 18V19H28ZM205 18H206V16L204 17V20H205ZM210 18V17H209ZM3 19V18H2ZM15 19H17V17L15 18ZM26 19V20H27ZM30 19V18H29ZM199 19V18H198ZM14 20V19H13ZM12 20V21H13ZM263 20H264V18H263ZM1 21V20H0ZM16 21V20H15ZM18 21V20H17ZM16 21V22H17ZM22 21H21V23H22ZM198 21V20H197ZM199 21H201V20H199ZM203 21V20H202ZM206 21V20H205ZM11 19H8L5 23H2L3 24V26L2 25H0L1 26V31H3V32H5V40H7L8 41V45H9V48H11L12 50H14V54H15V51H16V53H18V55L20 56V58L22 57V58H24V59H27L28 60V63H29V66L31 67V69H30V71H29V74L31 75V76H29L30 78L32 77L33 78V80H31V79H27L28 81L29 80H31L30 82H28L27 83V81H26V84H25V86L23 87V89H24V93L26 92V86L28 85H30L29 87H33V86H39L37 89H39V88H41V89H43V90H46V91H48L49 92V90L50 91H52V93H53V95H54V100L56 101V102H53V104L55 103V105H56V111L58 112V113H55L57 116L55 117V116H53L54 118H50V116L52 117V115H55V114H51L50 116H49V119H50V121H51V123H53V125L56 127V128H58L59 127V125H58V115L60 116V114L61 115H63L64 117L66 116L67 118L66 119H70V121H69V123H71L72 121H73V119L76 117V119L78 118V115H79V111L80 110H86L87 112L86 113H88V111H90V110H93L90 106H89V108L88 109H85V104H86V102H85V100L84 101H82L81 103H85L83 106L79 103V98H81L82 96L84 97H90L91 98V100L92 101H94V104L96 103L97 105H99V106H103V104H105V103H107V102H109V100H110V97L114 100L115 99V97L113 98L112 97V95L110 94L109 95V93H110V88H112V87H115V88H117V89H119V90H121L120 92L121 93H123V91L128 87V85L127 84H129V82L130 81H128V83H124V81H123V79H122V77H121V73H119V68L121 67L122 68V66H119L118 64V67L117 66H115L114 65V70H115V68H116V71H118V73H116V72H114V71H111V69H109V70H106V64L104 65L105 67L102 69H100V71H97V70H99V68H98V63H99V61H100V59L99 58H101V55H100V57H97V55H99V54H102V53H99V54H97L98 52H96V51H99L98 49H96V51H95V48H98L97 46L95 47L93 44H91L92 42H90V45H93L95 48L94 49H92V51H90L89 50V43H87L86 44V46L88 47V52H93V53H91V55L93 54V55H95V57L93 58V55H92V58H86V57H90L91 55H89L88 56V54H86L87 52H85V54L87 55L85 58H83L82 56H81V54L83 53V50H82V53L81 54H76V53H66V52H56V53H53V54H48V52H46L47 50H45V52H42V51H39V50H42V48H41V46L39 47V49H36V47L33 45V42L32 41H35V40H33V39H35L34 37H32L30 34V36L33 38H30V36L27 34V32L26 31H30V30H28V29H31L32 27H30L31 26V24H32V22H30V26H28V27H26V26H23V27H19V25H21L20 23L18 24V23H16V22H12V23H14V24H17L18 26H14V25H12L11 23ZM34 22H36V21H33V23ZM263 22V21H262ZM26 23H28V25H29V22H26ZM25 22L23 23V24H26ZM202 23V22H201ZM204 23H206V22H203V24ZM210 23V22H209ZM264 23V22H263ZM36 24V23H35ZM202 24V25H203ZM45 25V24H44ZM43 25V26H44ZM201 25V26H202ZM42 26V24H41V26L40 27H43ZM199 26V25H198ZM200 26V27H201ZM210 26V25H209ZM264 26V25H263ZM204 26H202L201 28H203ZM35 28V27H34ZM37 28V27H36ZM48 28V27H47ZM206 28V27H205ZM49 29V28H48ZM207 29V28H206ZM40 30H42V33H43V35H44V31H43V29H40ZM39 30V31H40ZM205 30V29H204ZM36 32L38 31L37 29L35 30ZM35 31L33 30V32L35 33ZM49 30H47V32H48ZM194 31V30H193ZM201 31V30H200ZM2 32V33H3ZM54 32V31H53ZM53 32H51V33H53ZM2 33H1V35H2ZM31 33V32H30ZM71 33V32H70ZM73 33V32H72ZM71 33V34H72ZM194 33V32H193ZM206 33L207 32H205L204 33V35H205V37H206ZM37 34H38V32H37ZM55 34H57L56 32H55ZM40 35V34H39ZM42 35V34H41ZM45 35H46V33H45ZM58 35V34H57ZM67 35V34H66ZM65 35V36H66ZM76 35V34H75ZM191 35V34H190ZM195 35V34H194ZM194 35L192 36L193 38H195L194 37ZM201 35V34H200ZM203 35V34H202ZM204 35H203V39H204ZM264 35V34H263ZM38 36V35H37ZM37 36H36V38H37ZM62 36V35H61ZM64 36V35H63ZM65 36H64V38H65ZM69 36H71V35H69ZM72 36H73V34H72ZM43 37H45V36H43ZM42 37V38H43ZM51 37V36H50ZM75 37V36H74ZM213 37V36H212ZM211 37V38H212ZM263 37V36H262ZM42 38H41V36L39 37V40L38 41H43L42 40ZM49 38V37H48ZM53 38V37H52ZM63 38V39H64ZM66 38H67V36H66ZM200 38V37H199ZM210 38V39H211ZM1 39V38H0ZM32 39V40H31ZM47 39V38H46ZM51 39V38H50ZM54 39H58V38H56V37H54ZM60 39V38H59ZM62 39V38H61ZM62 39V40H63ZM67 39H69V38H67ZM81 39H82V37H81ZM2 40V39H1ZM37 40V39H36ZM72 40V39H71ZM71 40H69V42L71 41ZM75 40V39H74ZM77 40V39H76ZM79 40V39H78ZM4 41V40H3ZM7 41H5V42H7ZM60 41V40H59ZM73 41V40H72ZM82 41V40H81ZM191 41V40H190ZM203 41H205V40H203ZM1 42V41H0ZM44 42V41H43ZM46 42V41H45ZM53 42H55L56 43V41H53ZM61 42V41H60ZM79 42V41H78ZM192 43H193V40L191 41ZM190 42V43H191ZM2 43V42H1ZM38 43V42H37ZM48 43V44H47ZM47 45H49V42L47 41ZM51 43V42H50ZM202 43H205V42H202ZM206 43H211V42H206ZM36 44V43H35ZM54 44V43H53ZM62 44H63V41H62ZM67 44V43H66ZM70 44V43H69ZM76 44V43H75ZM198 44V46H199V43H197ZM212 45H213V43H211ZM2 45H4V44H2ZM7 45V44H6ZM38 45V44H37ZM40 45V44H39ZM46 45V46H47ZM58 45H59V43H58ZM72 45V44H71ZM70 45V46H71ZM212 45L210 46V47H212ZM46 46H45V48L44 49H46ZM50 46V45H49ZM63 46H65V45H63ZM68 46V45H67ZM200 46H201V44H200ZM202 46H203V44H202ZM205 46H206V44H205ZM207 46H209V44H207ZM5 47H7V46H5ZM44 47V46H43ZM69 47V46H68ZM72 47V46H71ZM78 47V46H77ZM86 47V48H87ZM109 46H106V48H108ZM192 45H191V50H192ZM195 47V46H194ZM193 47V48H194ZM261 47V46H260ZM259 47V48H260ZM41 48V49H40ZM51 48H53V47H51ZM60 48H62V45H61V47H59V48H56V49H59L60 50ZM64 48V47H63ZM67 48V47H66ZM82 48V47H81ZM91 48H92V46H91ZM101 48V47H100ZM214 48V47H213ZM1 49H3V47L1 46ZM53 49H55V47L53 48ZM53 49H51V51L53 50ZM71 49V48H70ZM78 49H80V48H78ZM102 49V48H101ZM105 49V48H104ZM104 49H102L103 51H105ZM201 49H203V48H201L200 47V50ZM204 49H205V47H204ZM247 49H249V48H247ZM263 50H264V48H262ZM7 50V49H6ZM6 50H4V51H6ZM11 50V51H12ZM72 50V49H71ZM70 50V51H71ZM77 50V49H76ZM76 50L74 51V52H76ZM94 50V51H93ZM108 51H105L106 53H104L102 56H106L107 55V53L109 52V48L107 49ZM117 50V49H116ZM115 50V51H116ZM206 50H208V48L206 49ZM206 50H204V51H206ZM210 50V52H213L214 54H215V52L214 51H211V50H213V49H209ZM243 50H245V49H243ZM242 50V51H243ZM253 50V49H252ZM258 50H260V49H258ZM258 50H256L257 52H258ZM263 50H260V52L261 51H263ZM3 51V52H4ZM65 51V50H64ZM110 51H111V48H110ZM138 51V50H137ZM203 51V52H204ZM239 51V50H238ZM242 51H241V55H242ZM255 51V52H256ZM2 52V51H1ZM8 51H6V53H7ZM13 52V51H12ZM55 52V51H54ZM78 52H79V50H78ZM81 52V51H80ZM79 52V53H80ZM94 52H96V54L94 53ZM133 52V51H132ZM136 52V51H135ZM141 52V51H140ZM260 52H259V54H260ZM10 53V52H9ZM116 53V52H115ZM119 53V52H118ZM129 53V52H128ZM144 53H146V52H144ZM202 53V52H201ZM201 53L200 52H198V54L199 55H201ZM206 53V52H205ZM205 53H203V55L205 54ZM232 53V52H231ZM233 53H235L234 51H233ZM240 53V52H239ZM243 53L244 54H247V56H248V53H245L244 51H243ZM13 54V55H14ZM84 54V53H83ZM85 54H84V56H85ZM90 54V53H89ZM106 54V55H105ZM109 55H113L114 56V53H108ZM154 54V53H153ZM193 54V53H192ZM197 53H195L194 55H192L190 58L191 59H193V56H195V58L196 57H199V55H198ZM225 54V53H224ZM238 55V56H240V54H238V53H235V55ZM250 54V53H249ZM254 54V53H253ZM4 55V54H3ZM9 55H11V54H9ZM17 55V56H18ZM80 55V56H79ZM117 55V53L115 54V56ZM120 55H122V54H120ZM130 55H131V53H130ZM129 55V56H130ZM133 55V54H132ZM135 55V54H134ZM151 55V54H150ZM196 55H198V56H196ZM203 55H202V57H203ZM207 55H209L210 56V54L208 53ZM216 55V54H215ZM215 55L213 56V58L215 57ZM261 55H263L264 56V53L263 54H261ZM12 56V55H11ZM16 56V57H17ZM125 56H126V54H125ZM128 56V55H127ZM128 56V57H129ZM137 56V55H136ZM152 56H154V55H152ZM152 56H150V58L152 57ZM156 56V55H155ZM182 56V55H181ZM184 56V55H183ZM182 56V58L183 59H185V57L186 56H184L183 57ZM209 56H207V57H209ZM212 56V55H211ZM230 56V55H229ZM245 56V55H244ZM251 56V55H250ZM263 56H261V57H263ZM5 57V56H4ZM7 57V56H6ZM14 57V56H13ZM117 57V56H116ZM118 57H120V56H118ZM147 57V56H146ZM228 57V56H227ZM226 57V58H227ZM231 57V56H230ZM107 58V57H106ZM105 57L104 58H102V60L104 59H106ZM111 58H113L112 56H111ZM110 58V56H109V60L110 61H112V59ZM122 58H124V57H122ZM134 58V57H133ZM148 58V57H147ZM147 58H145V57H143V56H139V57H136V58H134L133 60H134V63H133V61H132V63L135 65L136 64V67L135 66H133L132 68L133 69H140V73H143V72H141L142 70H145V69H147L146 67H148V63L150 62V60L151 59H147ZM160 58V57H159ZM157 59V60H160V59ZM161 58H163V57H161ZM165 58V57H164ZM168 58V57H167ZM187 58H189V57H187ZM201 58V57H200ZM211 58V57H210ZM209 58V60H212V59H210ZM234 58V57H233ZM249 58V57H248ZM247 58V59H248ZM253 59L254 57H250V59ZM257 58H259V56L257 57ZM7 59L8 58H6L5 59V61H7ZM15 59V58H14ZM128 59V58H127ZM154 59H155V57H154ZM172 59V58H171ZM182 59V60H183ZM199 59V58H198ZM208 59V58H207ZM218 59V58H217ZM217 59H215L216 61H217ZM244 59H246V56H245V58ZM251 59V60H252ZM18 60V59H17ZM26 60V61H27ZM117 60H118V58H117ZM116 60V61H117ZM122 60H125V59H122ZM173 60H175L176 61V63H177V60L176 59H173ZM179 60V59H178ZM182 60H181V62H182ZM196 60V59H195ZM195 60H193V61H195ZM201 60V59H200ZM199 60V61H200ZM221 60V59H220ZM238 60V59H237ZM243 60V59H242ZM241 60V61H242ZM1 61H4L3 59L1 60ZM8 61H9V59H8ZM7 61V62H8ZM11 62H13L12 60H10ZM21 61V60H20ZM22 61H24V60H22ZM115 61V60H114ZM116 61H115V63H116ZM119 61H120V59H119ZM118 61V62H119ZM129 61H130V59H129ZM171 61V60H170ZM185 61H187V59L186 60H184V63H185ZM189 61V60H188ZM192 61V60H191ZM198 61V60H197ZM212 61H214V60H212ZM212 61H206V63H208V62H210V63H212ZM258 61V62H257ZM14 62H16V60L14 61ZM104 62V61H103ZM121 63L123 62V61H120ZM131 62V61H130ZM129 62V63H130ZM155 61H153V63H154ZM160 63H161V61H159ZM179 63H180V61H178ZM196 62V61H195ZM243 62H244V60H243ZM243 62H241V63H243ZM3 63V62H2ZM4 63H6V62H4ZM8 63H10V62H8ZM28 63H26V64H28ZM107 63V62H106ZM125 63V62H124ZM156 63H157V61H156ZM171 63V62H170ZM175 63V62H174ZM173 63V64H174ZM187 63V62H186ZM190 63V62H189ZM192 64L194 63V62H191ZM198 63V62H197ZM197 63H194L193 64V66H196V64ZM200 63V62H199ZM210 63H208L209 64V69H212V68H214V66H210ZM219 63V62H218ZM241 63H239L240 65H241ZM247 63V62H246ZM23 64H25V63H23ZM109 64H110V62H109ZM112 64V63H111ZM114 64V63H113ZM126 64V63H125ZM162 65L164 64L163 62L161 63ZM188 64V63H187ZM207 64V65H208ZM213 64H214V62H213ZM224 64V63H223ZM234 63H232V65H233ZM237 64V63H236ZM245 63H243L242 65H244ZM14 66L16 65V64H13ZM97 66V68H95V69H97L96 71H97V73H96V71L93 69V67L94 66ZM122 65V64H121ZM129 65V64H128ZM128 65H127V67H128ZM132 64H130L129 65V68H130V66H131ZM175 65V64H174ZM178 65H180L181 66V64H178ZM183 65V64H182ZM190 65V67L192 66L191 64H189ZM207 65H206V68H207ZM247 67H246V69L244 68V71L240 74L239 73V75L237 76L238 77V80L236 81V84H235V86H231L230 88L231 89H233V91H232V93L230 94V95H228V96H226V97H223V98H221L220 97V99H219V97L218 96H214V95H212V96H210V95H208L206 92H205V89H202V88H200V83L197 81V78H195L196 77V75H197V73H200L199 71L197 72L196 70H194L192 67V69L190 68V67H188V69L189 70H192L191 72H189V73H187V75L186 76H184V78H186L185 79V89L187 90V91H185L184 93L183 92H178V90H177V96L179 97V101H181L183 104H188V103H193V105H192V107H194V109H192L191 108V110H193L194 112H193V115H192V118H191V120H190V118H189V120L192 122L193 120H195L194 122V124H196V127L198 126L199 128H202V129H204V128H216L217 129V131L219 130V131H222V133L223 132H227V131H229V130H231V128L237 123V122H239L240 120V125L238 126V127H240V129H238L240 132H246L247 131V133H246V135H244L243 137H241V139L237 142L236 140V142H237V144H236V152H237V155H241V161H239V166H240V168H237V167H235L237 170L238 169H241L242 171H244L245 173H247L248 174V176H249V180H250V184H249V188L247 189L248 190V192H247V190H246V192L248 193V195H246L247 196V198H246V196H244L245 198H246V202L248 203V207L246 208L245 207V211H242L243 213H245L246 214V209L248 210V212L250 213V214H253V216H255L257 219H258V221L261 223V222H264V134L262 135V136H260V137H257V136H255L254 134H253V130L255 129V124H254V119L256 118V117H260V120H262V125H261V123L259 122L258 123V120H257V125L258 124H260L261 126H263V124H264V101H262V100H260V99H255L254 98V100H250L249 102H247V103H245V108H243V106H242V96L241 97H239L240 95H245V94H249V93H252V92H254L257 88H258V86H259V84H260V82H259V80H260V77H259V71H261L262 70V68H263V66H264V60H261L260 58L258 59V60H256L255 62L254 61H250L249 60V62L247 63V64H245ZM23 66V65H22ZM93 66V67H92ZM99 66H101V64L99 65ZM108 66V65H107ZM111 66V65H110ZM113 66V65H112ZM111 66V67H112ZM167 65H163V68H161V66L160 67H158L159 69H157L158 71H159V73L161 72V74L162 73H165V72H167V70H168V68H169V66L168 67H166ZM173 66V65H172ZM180 66H177V68H172V70L173 69H178V68H182V69H185V68H183V67H180ZM184 66V65H183ZM205 66V65H204ZM228 66V65H227ZM229 66H231V65H229ZM237 66V65H236ZM29 67V68H30ZM90 67H92V69L94 70H90V71H93V72H95L96 74H97V76H99L100 78H101V80H103L102 82H104L103 84H105L104 85V87L103 86H101L102 88H100L99 90H96V89H93L92 91H90V87H89V90H88V92L90 91V93H88V92H86L85 93V90L86 89H88L87 88V85H86V83H85V81H87V79L84 81L83 80V77H81V79L84 81V83H85V87H83V86H81L79 83H80V81H79V76H80V74H82V71H84V69L86 68V70L89 68L90 69ZM102 67V66H101ZM138 67V68H137ZM218 67V66H217ZM234 67V66H233ZM241 67H243V66H241ZM4 68H5V66H4ZM15 68V67H14ZM19 68H21L20 66L18 67V69L16 70V71H18V70H20ZM110 68V67H109ZM120 68V69H121ZM150 67H148V69H149ZM155 68V67H154ZM219 68V67H218ZM230 68H232V67H230ZM235 68V67H234ZM233 68V70H236V69H234ZM239 67H237V69H238ZM22 69V68H21ZM25 69H27V68H25ZM147 69V70H148ZM151 69H152V66H151ZM170 69V68H169ZM187 69V70H188ZM208 69V70H209ZM229 69V68H228ZM123 70V69H122ZM214 70H215V68H214ZM6 71H7V69H6ZM21 71V70H20ZM174 71V70H173ZM180 71V70H179ZM182 71H184V70H182ZM195 71H196V75H195ZM217 71V70H216ZM223 72H225L224 70H222ZM241 71V70H240ZM23 72V71H22ZM86 73H88L87 71H85ZM98 72H99V75H98ZM122 72V71H121ZM129 72H132V71H129ZM134 72V71H133ZM132 72V73H133ZM154 72H155V69H154ZM153 72V73H154ZM172 72V71H171ZM219 72V71H218ZM228 72H229V70H228ZM231 72V71H230ZM233 72V71H232ZM238 72H239V70H238ZM24 73L25 74H27L25 71H24ZM84 73V72H83ZM92 73V72H91ZM123 73V72H122ZM125 73H126V71H125ZM128 73V72H127ZM137 73V72H136ZM148 73V72H147ZM146 73V74H147ZM153 73L151 74V76L153 75ZM156 73V72H155ZM170 73V72H169ZM183 73V72H182ZM237 73V72H236ZM7 74V73H6ZM5 74V75H6ZM93 74V73H92ZM200 74H202V73H200ZM205 74L206 75H210V74H207L206 72H205ZM214 74V73H213ZM227 74H229V73H227ZM234 74V73H233ZM232 74V75H233ZM91 75V74H90ZM124 75H126L125 77L127 78V75L129 76V74H124ZM134 75V74H133ZM138 75H141V74H138ZM148 75V74H147ZM181 75H185V74H181ZM217 75V74H216ZM220 75V74H219ZM223 75H225V74H223ZM232 75H230V76H232ZM237 75V74H236ZM236 75H234V76H236ZM151 76H149L150 78H151ZM159 76H161V75H159ZM163 76V75H162ZM169 76H171V75H169ZM177 76V75H176ZM198 76V75H197ZM228 76V75H227ZM230 76H228V77H230ZM9 77V76H8ZM25 77H26V75H25ZM28 77V78H29ZM98 77V78H99ZM130 77H131V74H130ZM141 77V76H140ZM145 77V76H144ZM143 77V78H144ZM154 77V76H153ZM158 77V76H157ZM157 77H155V78H157ZM183 77V76H182ZM207 77V76H206ZM209 77H211V75L209 76ZM212 77H214V79H215V76H213L212 75ZM222 77V76H221ZM226 77V76H225ZM27 78V77H26ZM96 78V77H95ZM95 78H93V80L95 81ZM99 78V79H100ZM146 78V77H145ZM161 77H159V79H160ZM179 78V77H178ZM236 78V77H235ZM89 79V78H88ZM92 79V78H91ZM128 79H130V78H128ZM164 79V78H163ZM175 79H176V77H175ZM182 79V78H181ZM208 79V78H207ZM211 79V78H210ZM227 79H229V78H227L226 77V80ZM10 80V79H9ZM100 80V81H101ZM131 80V79H130ZM135 80L137 81V79L135 78ZM141 80H143V79H141ZM155 80V79H154ZM153 80V81H154ZM156 80H158V79H156ZM168 80V79H167ZM173 80V79H172ZM171 80V81H172ZM216 80H218V79H216ZM224 80V79H223ZM223 80H220V81H222L223 82ZM231 80H233V78L231 79ZM5 81H6V79H5ZM82 81V82H83ZM126 81V80H125ZM132 81H133V78H132ZM138 81H139V79H138ZM147 81H149V79H147ZM152 81V80H151ZM169 81V80H168ZM177 81H178V79H177ZM205 81H206V79H205ZM213 81V80H212ZM263 81V80H262ZM10 82V81H9ZM96 82H97V80H96ZM146 82V81H145ZM170 82V81H169ZM173 82H174V80H173ZM230 82V81H229ZM6 83H8V82H6ZM5 83V84H6ZM14 83V82H13ZM30 83V84H29ZM133 83V82H132ZM151 83V82H150ZM157 83V82H156ZM172 83V82H171ZM177 83V82H176ZM180 83V82H179ZM234 83V82H233ZM82 84V83H81ZM88 84H89V82H88ZM159 84V83H158ZM157 84V85H158ZM170 84V83H169ZM178 84V83H177ZM176 84V86H179V85H181V84H179V85H177ZM204 84V83H203ZM215 85H217L216 83H214ZM221 84V83H220ZM225 84H226V82H225ZM229 84H232L231 82L229 83ZM8 85H9V83H8ZM92 85H93V83H92ZM100 85V84H99ZM99 85H97V86H99ZM136 85L138 86V83L136 82ZM145 85V84H144ZM143 85V86H144ZM147 85V84H146ZM152 85H153V83H152ZM154 85H155V83H154ZM153 85V87H158V86H154ZM160 85V84H159ZM165 85H168V84H165ZM184 85V84H183ZM209 85V84H208ZM214 85V86H215ZM223 85H224V82H223ZM227 86H228V84H226ZM225 85V86H226ZM6 86V85H5ZM94 86H95V84H94ZM130 86V85H129ZM139 86H142V84L141 85H139ZM142 86V87H143ZM148 86H151V85H148ZM221 86V85H220ZM226 86V87H227ZM12 87V86H11ZM29 87H27L29 90L31 89V88H29ZM144 87H146V86H144ZM152 87V86H151ZM152 87V88H153ZM196 87H198L199 88V91L197 92V94L195 95V96H192L190 93H186V92H188V91H190V89H191V91H192V89L193 88H196ZM204 87H207V86H204ZM219 87V86H218ZM233 87H235V89L233 88ZM17 88V87H16ZM97 88H99V87H97ZM155 88H153V89H155ZM162 88V87H161ZM164 88H166V87H164ZM169 88V87H168ZM170 88H172L170 91H173V90H175L176 88H175V86L174 87H171L170 86ZM169 88V89H170ZM177 88H179V87H177ZM230 88H229V90H230ZM10 89V88H9ZM15 89V88H14ZM18 89V88H17ZM41 89L40 90H38V97H40V95H39V91H41ZM158 89V88H157ZM157 89H155V90H157ZM197 89V88H196ZM210 89V88H209ZM213 89V88H212ZM12 90V89H11ZM20 89H18V90H16V91H19ZM118 90V91H119ZM142 90V89H141ZM147 90H149V89H147ZM159 90H161V91H164L165 90V93L167 92V91H169L167 88L166 89H159ZM184 90V89H183ZM215 90V89H214ZM218 90H220V89H218ZM228 90V89H227ZM260 90V89H259ZM45 91V92H46ZM126 91V90H125ZM125 91H124V95L125 96H128V98L130 97V98H132L130 95H126L125 94ZM146 91V90H145ZM194 91H196V90H194ZM193 91V92H194ZM216 92H218L217 91V89L215 90ZM224 91H226V89L224 90ZM264 91V90H263ZM12 92H13V90H12ZM11 91H10V94L12 93ZM20 92V91H19ZM19 92L17 93V95L19 94ZM22 92V93H21ZM20 93L21 94H23V91H21ZM132 92H134V91H132ZM143 92V91H142ZM150 92V90L148 91V93ZM154 92H156V91H154ZM174 92V91H173ZM231 92V91H230ZM258 92H260V91H258ZM257 92V93H258ZM30 92L28 91V93L27 94H25V95H28ZM33 92L31 91V94H32ZM44 93V92H43ZM42 93V94H43ZM115 93H117V92H115ZM127 93V92H126ZM129 93V92H128ZM131 93V92H130ZM136 93V92H135ZM152 93V92H151ZM159 93V92H158ZM164 93V92H163ZM162 93V94H163ZM169 93V92H168ZM175 93V92H174ZM196 93V92H195ZM261 93H263V92H261ZM14 94H15V92H14ZM30 94V95H31ZM36 94V93H35ZM137 94V93H136ZM160 94V93H159ZM167 94V93H166ZM173 94V93H172ZM210 94V93H209ZM214 94V93H213ZM259 94V93H258ZM13 95V94H12ZM16 95V94H15ZM14 95V96H15ZM24 95V94H23ZM29 95V96H30ZM33 95V94H32ZM109 95V96H108ZM116 95V94H115ZM114 95V96H115ZM118 95V94H117ZM137 95H139V94H137ZM137 95H134V97L135 96H137ZM169 95V94H168ZM222 95H223V93H222ZM226 95V94H225ZM251 95V94H250ZM20 96V95H19ZM22 96V95H21ZM43 96V97H42ZM41 97L44 99L43 101H51V102H48V103H52V100L48 97V100L46 99V98H44V96L45 95H42ZM154 96V95H153ZM224 96V95H223ZM252 96H254V95H252ZM34 97H35V95H34ZM33 97V98H34ZM38 97H36V99L38 98ZM40 97V98H41ZM117 97V96H116ZM121 97V96H120ZM119 97V99H121ZM138 97H140V95L138 96ZM138 97H135L136 98V100H137V98ZM156 97V96H155ZM157 97H160V96H158L157 95ZM246 97V96H245ZM10 98H11V95H10ZM12 98H13V96H12ZM17 98V97H16ZM19 98V97H18ZM21 98V97H20ZM24 98V97H23ZM29 98V97H28ZM31 98V97H30ZM32 98V99H33ZM129 98V99H130ZM144 98V97H143ZM172 98H175V97H172ZM172 98H170V100H172ZM244 98V97H243ZM247 98V97H246ZM252 98V97H251ZM264 98V97H263ZM25 100H27V98L25 97L24 98ZM35 98H34V100H33V102L36 100ZM124 99H126V98H124ZM145 99V98H144ZM143 99V100H144ZM146 99H148V98H146ZM151 99V98H150ZM153 99V98H152ZM155 99V98H154ZM165 99V98H164ZM168 99V101H170L169 100V98H166V100ZM250 99V98H249ZM11 100H13V99H11ZM42 100V99H41ZM116 100V99H115ZM114 100V101H115ZM131 100V99H130ZM132 100L133 101H135L136 102V100H134V98H132ZM142 100V99H141ZM159 100V99H158ZM175 100V99H174ZM246 100V99H245ZM19 101V100H18ZM18 101H17V103H18ZM39 100H37V102H38ZM117 102L119 101V100H116ZM122 101V100H121ZM132 101V103H134ZM138 101H140V100H138ZM155 101V100H154ZM247 101V100H246ZM22 102V101H21ZM29 102H31V101H29ZM28 102V103H29ZM46 102V103H47ZM89 102V101H88ZM104 102V103H103ZM141 102L143 103V101H140V105H142L141 104ZM146 102V101H145ZM160 102H162L161 100H160ZM172 102V101H171ZM10 103H11V101H10ZM12 103H13V101H12ZM14 103H15V101H14ZM23 103V102H22ZM35 103V102H34ZM41 103V102H40ZM48 103H47V105H48ZM103 103V104H102ZM110 103V102H109ZM106 104V105H110V104ZM111 103H113V102H111ZM124 103V102H123ZM122 103V104H123ZM131 103V104H132ZM139 103V102H138ZM147 104L149 103L148 101L146 102ZM145 103V104H146ZM155 103V102H154ZM158 103V101H156V103L155 104H157ZM165 103V102H164ZM239 103V106L237 105ZM19 104V103H18ZM26 104H27V102H26ZM37 104V103H36ZM38 104H39V102H38ZM45 104V103H44ZM117 104V103H116ZM120 104V103H119ZM144 104V103H143ZM177 104V103H176ZM15 105H16V103H15ZM41 105L42 104H40L39 106L41 107ZM81 105V106H80ZM88 105H90L89 103H87V106ZM92 105V104H91ZM113 105V104H112ZM151 105L153 106V104H152V102H151ZM151 105L149 104V106H148V108H152L151 107ZM160 105H161V103H160ZM164 105V104H163ZM165 105H167V104H165ZM9 107L11 106V105H8ZM33 106H34V104H33ZM49 106V105H48ZM87 106H86V108H87ZM98 106V107H99ZM117 106H118V104H117ZM116 106V107H117ZM135 106H137V105H135ZM146 106V105H145ZM145 106H143L142 105V108L141 109H146V107ZM162 106V105H161ZM170 106H172V105H170ZM177 106V105H176ZM181 106V105H180ZM191 106V105H190ZM8 107V108H9ZM12 107V109H13V107L14 106H11ZM26 107H28V105L26 106ZM25 107V108H26ZM30 107V106H29ZM43 107V106H42ZM53 107V108H54ZM104 107H106L105 105H104ZM111 107V106H110ZM109 107V108H110ZM114 107V106H113ZM113 107L111 108V110H109V111H111V112H108L107 114V116H109V119H108V128H110L111 129V132H113L114 131V129H115V126H114V124H115V120H116V123L118 122H120L125 128H130L129 129V135L126 137V135H125V137L128 139V146L130 147V148H132V150L130 149V151H133V149L134 150H138V149H142V148H145V147H147V145H148V143L152 140V138L154 137V138H156L155 136H156V134H158V131H157V129H153L154 127H150V128H143V126L141 127L140 126V124L139 125H137V123H138V121H140L139 119H140V112L138 113V112H135L136 110H135V108H134V110L135 111H133L134 113H131V112H127L128 110H121L120 108H119V110L120 111H118L117 110V108L115 109V110H113ZM120 107H123V106H120ZM139 107V106H138ZM145 107V108H144ZM158 107V106H157ZM24 108V109H25ZM36 108V107H35ZM52 108V107H51ZM50 108V109H51ZM108 108V109H109ZM125 108H127V107H125ZM137 108V107H136ZM147 108V110H149ZM155 108V107H154ZM166 108V107H165ZM164 107H163V109H165ZM170 108V107H169ZM172 108V107H171ZM179 108V107H178ZM182 108H184V107H182ZM189 108V107H188ZM187 108V109H188ZM243 108V109H242ZM14 109H16V108H14ZM22 109V108H21ZM20 109V110H21ZM24 109H23V112H24ZM26 109H28V108H26ZM39 109V108H38ZM90 109V110H89ZM98 109V108H97ZM102 109H103V107H102ZM156 109V108H155ZM159 109H160V107H159ZM162 109V108H161ZM174 109V108H173ZM186 109V108H185ZM31 110V109H30ZM30 110H28V111H30ZM36 110H37V108H36ZM46 110L48 111V108L47 109H45V112H46ZM55 110V109H54ZM95 110V109H94ZM99 110V109H98ZM101 110V109H100ZM117 110V111H116ZM170 110H172V109H170ZM169 110V111H170ZM179 110H180V108H179ZM189 110V109H188ZM191 110H189V111H191ZM10 111H12L11 110V108H10V110H9V112ZM40 111V110H39ZM82 111H81V113H82ZM103 111V110H102ZM138 111V110H137ZM144 111V110H143ZM143 111H141L142 113H143ZM146 111V110H145ZM154 111V110H153ZM165 111V110H164ZM167 111V110H166ZM174 111H176V110H174ZM173 111V112H174ZM15 112V111H14ZM20 112V111H19ZM19 112H17V113H19ZM26 112V111H25ZM32 112V111H31ZM36 112V111H35ZM44 112V113H45ZM52 112V111H51ZM91 112V111H90ZM95 112V111H94ZM105 112V111H104ZM150 112V111H149ZM161 112H162V110H161ZM168 112V111H167ZM166 112V114H169V112L167 113ZM172 112V113H173ZM181 112V111H180ZM185 112H186V110H185ZM21 113V112H20ZM32 113H34V111L32 112ZM78 113V115L77 116H72V115H76ZM157 113V112H156ZM163 113V112H162ZM162 113H160V114H162ZM14 114H16V113H14ZM25 114H29V113H25ZM38 114V113H37ZM36 113L35 114H32V115H34L33 117H35V115H37ZM47 114V113H46ZM83 114H84V112H83ZM144 114V113H143ZM149 114V113H148ZM180 114V113H179ZM188 113H186V115H185V119H187V116H189V115H187ZM38 115H40V114H38ZM38 115L36 116L37 117V119H38V121L41 119L40 117H38ZM43 115V114H42ZM42 115H41V117H42ZM45 115V114H44ZM47 115H49V113L47 114ZM84 115H86V114H84ZM88 115V114H87ZM87 115L85 116V117H83L84 119H87L88 117H87ZM155 115V114H154ZM157 115V114H156ZM171 115V114H170ZM173 116H174V114H172ZM181 115V114H180ZM9 116L10 115H8V118H9ZM24 116V115H23ZM26 116H28V115H25V117ZM46 116V115H45ZM63 116H61V117H63ZM91 116H92V114H91ZM101 116V115H100ZM104 116V115H103ZM106 116V117H107ZM178 116V115H177ZM18 117V116H17ZM32 117V116H31ZM30 117V118H31ZM35 117V118H36ZM63 117V118H64ZM87 117V118H86ZM143 117V116H142ZM145 117V116H144ZM147 117V116H146ZM145 117V118H146ZM149 117H151V118H153V116H149ZM168 117H170V116H168ZM175 117V116H174ZM27 118H29V117H27ZM27 118H21V120L22 119H25V123H26V125H25V128L24 129H22V131H20L19 133L21 134V144L20 145H22L23 146V148L25 149H31V151H33L32 149H34L33 148V146H34V144L36 143V142H38V141H41L42 140V138H44V136L42 135V131L41 132H39V131H37L36 129H34L33 128V125H31L29 122V120H31V119H27ZM62 118V119H63ZM71 118H72V121H71ZM80 118V117H79ZM92 118V117H91ZM94 118H97L96 116L94 117ZM108 118V117H107ZM154 118H156V116L154 117ZM161 118V117H160ZM162 118H164V117H162ZM176 118V117H175ZM174 118V119H175ZM179 118V117H178ZM240 118V119H239ZM10 121H8V123L9 122H11V121H14V116H13V112L11 113V116H10ZM19 119H20V116H19ZM27 119V120H26ZM75 119V120H76ZM101 119V118H100ZM172 118H170V120H171ZM193 119V120H192ZM42 120H43V118L41 119V124L43 125V122L45 121H43L42 122ZM60 120H61V118H60ZM59 120V121H60ZM68 120H66V121H68ZM79 120V119H78ZM82 120V119H81ZM99 120V119H98ZM102 120V119H101ZM106 120V119H105ZM147 120V119H146ZM158 120H160V119H158ZM189 120H188V122H189ZM29 121V122H28ZM77 121V120H76ZM100 121V120H99ZM111 121V122H110ZM161 121V120H160ZM163 121L164 120H162V123H163ZM169 121V120H168ZM16 122V121H15ZM31 122H33V120L31 121ZM36 122V121H35ZM34 122V123H35ZM40 122V121H39ZM49 122V121H48ZM60 122H63L62 120L60 121ZM59 122V123H60ZM79 122V121H78ZM88 122H89V120H88ZM88 122H86V123H88ZM93 122V121H92ZM103 122H105V121H103ZM102 122V123H103ZM157 122V121H156ZM170 122V121H169ZM172 123L171 124H169V127H168V129L165 131L166 132V135L164 136V137H162L161 138V141L160 142H162V144L164 145V146H166V147H161V148H166V149H169L170 150V152H171V154L172 155H167L166 153H162L161 152V150H160V153H162L163 155H164V157L166 158V159H168L167 161H169V163L170 162H172V164L174 165V166H176V165H180L183 161L181 160V158L183 157V156H185L186 158H184V159H187L186 160V162H183V163H185L186 165H188L189 167L188 168H191V170L193 171V170H195V171H200V170H206V169H209V166L211 165V155H210V153L212 154V152H210L209 151V146L207 145V144H203V143H199L198 142V145L199 146H196L197 144V142L195 141V144L194 143H192V142H190V141H187V137L183 140V141H178V140H180L179 139V137L177 136V135H175L176 133H178L179 132V130H180V127L179 126H181V122L182 121H180V119L178 120H175L174 122H173V120L171 121ZM188 122H186L187 124H188ZM38 122H36L35 123V126H36V124H37ZM63 123H65L66 124V122H65V119H64V122ZM68 123V124H69ZM75 124H73L74 126L76 125V122H74ZM91 123V122H90ZM101 123V122H100ZM100 123H98V126H99V124ZM148 123V122H147ZM149 123H152V122H149ZM153 123H154V120H153ZM185 123V122H184ZM193 123V122H192ZM12 124H14V123H12ZM33 124V123H32ZM40 124V123H39ZM45 124V123H44ZM48 123H46L45 125H43L42 127H44V126H46ZM62 124V123H61ZM60 124V125H61ZM65 124H63V125H65ZM78 124V123H77ZM94 124V123H93ZM93 124H91V125H93ZM95 124H97V123H95ZM106 124V123H105ZM120 124V125H121ZM168 124V123H167ZM238 124V123H237ZM15 125H16V123H15ZM21 125V124H20ZM23 126H24V124H22ZM30 125H31V127H30ZM38 125V124H37ZM52 125V126H53ZM82 125L83 124H81V123H79V126H81L82 127ZM84 125H85V123H84ZM90 125V124H89ZM90 125V126H91ZM122 125H121V127H122ZM143 125V124H142ZM155 126L156 125H159V124H154ZM163 125H164V123H163ZM186 125V124H185ZM48 126V125H47ZM51 126V125H50ZM62 126V125H61ZM68 126H70V125H67V127ZM78 125H76V127H77ZM79 126L77 127V130H78V128H79ZM106 126V125H105ZM105 126H103V127H105ZM116 126H118L117 124H116ZM167 126V125H166ZM193 126V125H192ZM236 126V125H235ZM261 126H259V127H261ZM9 127H11L10 125H9ZM20 127V126H19ZM93 127V126H92ZM97 127V126H96ZM96 127H94V128H96ZM119 127V126H118ZM118 127L115 129L116 131H118ZM146 127V126H145ZM237 127V126H236ZM235 127V128H236ZM15 128V127H14ZM13 127H12V129H14ZM22 128V127H21ZM41 128V127H40ZM50 128H52V127H50ZM50 128L48 129L49 130V132H50ZM60 128V127H59ZM71 128V127H70ZM70 128H68V129H70ZM89 128V127H88ZM93 128V129H94ZM98 128V127H97ZM100 128H102V127H100ZM99 128V129H100ZM157 128V127H156ZM159 128H160V125H159ZM198 128V129H199ZM234 128V129H235ZM11 129V128H10ZM18 129V128H17ZM17 129L16 130H14L16 133L18 132L17 131ZM43 129V128H42ZM47 129H45V131H46V133L48 134V130ZM55 129V128H54ZM61 129V128H60ZM75 129V128H74ZM92 128L90 129V130H93ZM98 129V130H99ZM120 129V128H119ZM161 129V128H160ZM165 129V128H164ZM182 129H185L184 127H182ZM237 129V128H236ZM258 129V128H257ZM41 130V129H40ZM63 130V129H62ZM64 130H66V129H64ZM72 130V129H71ZM89 129L88 130H84L85 132L86 131H90ZM187 130V129H186ZM197 130V129H196ZM214 130V129H213ZM233 130V129H232ZM237 130V131H238ZM14 131H13V134H15L14 133ZM52 131H53V128H52ZM83 131V130H82ZM95 131L96 132H99V131H97L96 129H95ZM94 131V132H95ZM107 131H110V130H107ZM120 131V130H119ZM161 131V130H160ZM182 131V130H181ZM180 131V132H181ZM192 131H193V129H192ZM195 131V130H194ZM197 131H199V130H197ZM201 131V130H200ZM255 132H257L256 134H258L259 132V130L257 131L256 129L254 130ZM56 132H58L57 130H56ZM55 132V133H56ZM93 132V131H92ZM110 132V133H111ZM122 132H124V131H122ZM179 132V133H180ZM184 131H182V133H183ZM188 132V131H187ZM186 132V133H187ZM203 132H205V131H203ZM211 132V131H210ZM210 132H208V133H210ZM45 133V132H44ZM45 133V134H46ZM69 133V132H68ZM67 133V134H68ZM90 133V132H89ZM105 133H106V131H105ZM109 133V134H110ZM114 133V132H113ZM112 133V134H113ZM119 133H121V132H119ZM118 133V134H119ZM163 133V132H162ZM181 133V134H182ZM191 133V132H190ZM213 133V132H212ZM221 133V132H220ZM221 133V134H222ZM228 133V132H227ZM226 133V134H227ZM10 134H12V133H10ZM19 134V135H20ZM46 134V135H47ZM50 134V133H49ZM65 134V133H64ZM73 134V133H72ZM77 134H79V132L77 133ZM98 134V133H97ZM107 134V133H106ZM196 134V133H195ZM203 134V133H202ZM207 134V133H206ZM226 134H225V136H226ZM231 134H232V131H231ZM236 134V133H235ZM15 135H17V134H15ZM15 135H13V136H15ZM54 135V134H53ZM84 135V133L83 134H81V132H80V136H83ZM90 135V139H94V138H91L93 135H91V134H89ZM89 135H86V136H89ZM100 135H101V133H100ZM111 135V134H110ZM173 135H175V136H177L178 137V140L177 141H175V139H173ZM179 135V134H178ZM190 135H192V134H190ZM189 135V136H190ZM197 135V134H196ZM204 135V134H203ZM218 135V134H217ZM238 135H240V134H238ZM259 135V134H258ZM48 136V135H47ZM47 136H45V137H47ZM52 136V135H51ZM54 136H56V135H54ZM57 136H59V135H57ZM73 137H74V134L72 135ZM76 136H79V135H76ZM94 136H95V134H94ZM103 135H101V137H102ZM106 135H104L103 137H105ZM109 136V135H108ZM108 136H106V138L108 137ZM113 136V135H112ZM118 136V135H117ZM119 136H121V134L119 135ZM123 136H124V134H123ZM163 136V135H162ZM184 136V135H183ZM183 136H180V138H182ZM205 136V135H204ZM204 136H201V137H204ZM216 136V135H215ZM229 136V135H228ZM236 136H237V134H236ZM19 137V136H18ZM49 137V136H48ZM98 137H99V134H98ZM102 137V138H103ZM116 137V136H115ZM158 137V136H157ZM206 138H208L207 137V135L205 136ZM219 138H220V136H218ZM217 136H216V138H218ZM8 138H9V136H8ZM54 138H56V137H54ZM76 138H78V137H76ZM97 138V137H96ZM110 138V137H109ZM113 138V137H112ZM111 138V139H112ZM124 138V137H123ZM159 138V137H158ZM175 138V137H174ZM189 138V137H188ZM193 138V137H192ZM205 138V139H206ZM218 138V139H219ZM223 138H225V137H222V140H223ZM233 138V137H232ZM235 138V137H234ZM13 139V138H12ZM11 139V137H10V140H12ZM19 139V138H18ZM79 139H85V138H82V137H80ZM183 139V138H182ZM181 139V140H182ZM194 139V138H193ZM202 139V138H201ZM209 139H210V142H211V139L212 138H210L209 137ZM227 139V138H226ZM10 140H9V142H10ZM95 140H97V139H95ZM99 140H101V139H99ZM105 140V139H104ZM107 140H109V139H107ZM114 140V139H113ZM192 140V139H191ZM213 140H215V139H213ZM222 140L221 141H216V143L215 142H213V144L215 143V144H217V143H221L222 142ZM228 140H230V139H228ZM43 141V140H42ZM42 141L40 142V143H42ZM47 141V140H46ZM52 141H54V140H52ZM52 141H49V144H50V142L52 143ZM89 141V140H88ZM87 141V143H90V142H88ZM102 141H103V139H102ZM102 141L101 142H99L100 143V145L102 144ZM120 141V140H119ZM126 141H125V143H126ZM194 141V140H193ZM198 141V140H197ZM200 141V140H199ZM208 141V140H207ZM207 141H205V142H207ZM226 141V140H225ZM232 141H234V140H232ZM7 142H8V140H7ZM93 142V141H92ZM107 142H110V141H107ZM107 142H105V143H107ZM114 142H116L114 145H117V143H118V141H116V140H114ZM113 141L111 142V143H114ZM122 142H124L123 140H122ZM152 142V141H151ZM158 142H159V140H158ZM204 142V141H203ZM227 142V141H226ZM235 142V143H236ZM44 143V142H43ZM46 143V142H45ZM44 143V144H45ZM56 143V142H55ZM96 143H98V142H96ZM96 143L93 145V144H91L90 143V145L89 144H86V139H85V143H84V146L85 145H89V146H91V145H93L92 147H94V146H96L97 147V145H96ZM98 143V144H99ZM104 143V144H105ZM120 143V142H119ZM223 143H225V142H223ZM222 143V144H223ZM229 143V142H228ZM43 144V145H44ZM46 144H48V143H46ZM54 144V143H53ZM80 144V143H79ZM103 144V145H104ZM108 144H110V143H108ZM120 144H122V143H120ZM157 144H160V143H157ZM210 144H212V143H210ZM222 144L221 145H219V146H222ZM229 144H231V143H229ZM38 145V144H37ZM43 145H42V147L41 148H39L40 146H38V148L41 150L42 148H43ZM81 146H82V144H80ZM80 145H78V146H80ZM100 145H98V146H100ZM113 145V144H112ZM124 145V144H123ZM218 145V144H217ZM217 145H214V146H217ZM232 145V144H231ZM50 147H52L51 146V144L49 145ZM106 146H108L107 144H106ZM105 146V150L106 149H108V151L111 149L110 147H111V145H109L110 147H106ZM121 146V145H120ZM124 146H126V144L124 145ZM120 147V148H125V147ZM127 146V147H128ZM210 146H212V145H210ZM21 147V146H20ZM32 147V148H31ZM46 148H47V146H45ZM45 147H44V149H45ZM101 147H103V146H101ZM117 147V146H116ZM156 147V146H155ZM154 147V148H155ZM23 148H21V149H23ZM49 148V147H48ZM74 148H77L78 149V147H77V144H76V147H74ZM79 148H81V149H83L84 147H79ZM86 148V147H85ZM89 148V147H88ZM91 148V147H90ZM100 148V147H99ZM113 148V147H112ZM115 148V147H114ZM213 148V147H212ZM217 148H219L218 146H217ZM222 148V150L221 151H223V147H221ZM228 148V147H227ZM23 149V150H24ZM25 149V150H26ZM29 149V150H30ZM39 149H35L33 152H37V150H38V152L40 151ZM51 149V148H50ZM118 149V148H117ZM116 148H115V152L113 151V149L112 150H110V151H112L113 153H114V155L116 154V151H117V153H122L123 154V156H126V155H128V154H125L126 152H124V151H126V150H124L123 152H121V151H119V150H117ZM125 149H129V148H125ZM166 149H164L165 151H166ZM224 149H226L225 148V146H224ZM43 150V149H42ZM90 149H88V151H89ZM92 150V149H91ZM103 150V149H102ZM104 150V151H105ZM121 150V149H120ZM153 150V149H152ZM210 150H212V149H210ZM215 150V149H214ZM44 151H46V150H44ZM44 151H42V152H44ZM77 151L78 150H76L75 149V153H74V151H73V153L77 156L76 158H77V161L79 162V161H81V159L82 158H85V157H87L86 155H88V154H86V155H79L78 153L81 151H79L78 153H77ZM83 151H85V150H82L81 152L82 153H80V154H83ZM98 151V150H97ZM99 151H101V150H99ZM128 151V150H127ZM155 151V150H154ZM158 151V150H157ZM163 151V150H162ZM226 151H227V149H226ZM23 151H19V154H21ZM26 152V151H25ZM29 152V151H28ZM86 152V151H85ZM224 152V151H223ZM31 153V152H30ZM40 153V152H39ZM46 153V152H45ZM87 153V152H86ZM96 153V152H95ZM112 153V154H113ZM129 153V152H128ZM132 153V152H131ZM138 154H142V153H140V151L139 152H137ZM150 152H148V153H145V154H142V155H146L147 154V156L148 157H150L151 155H148ZM152 153V152H151ZM167 153H169V152H167ZM216 153H219V151L218 152H216ZM226 153V152H225ZM227 153H229V152H227ZM235 153V152H234ZM233 153V154H234ZM23 154V153H22ZM36 154H38V153H36ZM73 154V155H74ZM89 154H92V153H90V151H89ZM99 154V157L101 156L100 155V153H98ZM110 154V153H109ZM108 154V155H109ZM125 154V155H124ZM154 154V153H153ZM161 154V155H162ZM230 154V153H229ZM229 154H228V156L227 157H229ZM24 156H27L28 155V153H27V155H26V153L25 154H23ZM40 155V154H39ZM38 155V156H39ZM74 155V156H75ZM93 155H94V153H93ZM92 155V156H93ZM95 155H97V154H95ZM106 155H107V150H106ZM132 155V154H131ZM130 155V156H131ZM135 155V154H134ZM156 155V154H155ZM217 155V154H216ZM221 156L222 154H218V156ZM224 155V154H223ZM17 156H18V154H17ZM17 156L15 157V158H17ZM21 156V155H20ZM30 156V155H29ZM133 156V155H132ZM131 156V157H132ZM145 157V158H148V157ZM213 156V155H212ZM219 156V157H220ZM231 156V155H230ZM235 156V155H234ZM31 157V156H30ZM30 157H28V158H30ZM46 157V156H45ZM79 157H81V159L79 158ZM98 157V156H97ZM105 157H107V156H105ZM133 157H135V159H136V156H133ZM133 157H132V159H133ZM141 157V156H140ZM216 157V162L219 164V162H218V158H217V156H213V159ZM224 157V156H223ZM222 157V158H223ZM14 158V159H15ZM23 158V157H22ZM22 158H18V160H16V163H17V161L19 162V160L20 161H22ZM32 158H34V157H32ZM49 158V157H48ZM78 158L80 159V160H78ZM95 158V157H94ZM101 158H103V157H101ZM120 158H122V156L120 157ZM124 158V157H123ZM126 158V157H125ZM142 158V157H141ZM141 158H140V160H141ZM154 158H157V156L156 157H154ZM153 158V159H154ZM158 158H159V156H158ZM221 158V157H220ZM219 158V159H220ZM221 158V159H222ZM224 158H226V157H224ZM36 159V158H35ZM39 159V161L42 159V158H38ZM85 159H88V158H85ZM85 159H83L84 160V162H86V160ZM92 159V158H91ZM97 159V158H96ZM127 159V158H126ZM131 159V158H130ZM129 159V157H128V159L126 160V162H129L128 160H130ZM151 159V158H150ZM153 159H151V160H153ZM161 159H162V157H161ZM160 159V160H161ZM212 159V160H213ZM220 159V160H221ZM235 159V158H234ZM238 159V158H237ZM24 160H26V158L24 159ZM34 160V159H33ZM45 160V159H44ZM46 160H48V159H46ZM49 160H51V159H49ZM89 160V159H88ZM87 160V161H88ZM109 160V159H108ZM107 160V161H108ZM137 160H139V158H137ZM137 160H136V162H137ZM147 160V159H146ZM155 160V159H154ZM157 160V159H156ZM162 160H164V158L162 159ZM225 160V159H224ZM230 160V159H229ZM229 160H227V161H229ZM239 160V159H238ZM36 161L37 162H39L37 159H36ZM36 161H33L34 163L36 162ZM42 162H44L43 160H41ZM92 162H93V160H91ZM98 161V160H97ZM105 161V160H104ZM123 161H125V160H123ZM144 161V160H143ZM233 161V160H232ZM24 162V161H23ZM32 161H31V163H33ZM51 162V161H50ZM83 162V161H82ZM82 162H79V163H81V164H83ZM101 162H103L102 161V159H101ZM125 162V163H126ZM135 162V163H136ZM156 162V161H155ZM154 162V163H155ZM165 162V161H164ZM223 162H225V161H223ZM20 163H22V162H20ZM28 163H30L29 161H28ZM88 162H86V166L84 167L85 169H86V167H87V165H89V164H87ZM91 163V162H90ZM122 163H124V162H122L118 157H113V158H111L110 159V161L107 163H102V164H99V165H102V167L101 166H99V167H101V168H98V169H101V170H99V172L98 171H96L97 173H101V175H103L104 177H106L107 178V180H108V178H114L115 176H116V173H118L117 172V170L119 169V168H122L123 167V164ZM149 163V162H148ZM152 163V162H151ZM160 164L159 163V161L157 160V162H156V164H155V166H157L158 164ZM226 164H227V162H225ZM236 163V162H235ZM27 164V163H26ZM25 164V165H26ZM48 164V163H47ZM94 164V163H93ZM153 164V163H152ZM152 164H148L149 166L150 165H152ZM168 164V163H167ZM171 164V163H170ZM169 164V165H170ZM171 164V165H172ZM185 164H184V166H185ZM224 164V163H223ZM226 164H224V167L226 166ZM23 165H24V163H23ZM24 165V166H25ZM29 165V164H28ZM33 165V164H32ZM91 165H92V163H91ZM122 165V166H121ZM126 165V164H125ZM141 165V164H140ZM139 165V166H140ZM148 165H145V166H148ZM168 165V166H169ZM179 165H178V168H179ZM183 165V164H182ZM220 165H221V163H220ZM21 166H22V164H21ZM80 166V165H79ZM81 166H84V164L83 165H81ZM94 166V165H93ZM92 166V167H93ZM98 166V165H97ZM121 166V167H120ZM133 166V165H132ZM164 166V165H163ZM214 166H216V165H214ZM232 166H235L233 163H232ZM236 166H237V164H236ZM238 166V167H239ZM27 167V166H26ZM41 167V166H40ZM50 167V166H49ZM153 167V166H152ZM157 167H160L161 168V166H157ZM171 168H172V166H170ZM217 167V166H216ZM20 168V167H19ZM32 168V167H31ZM88 168H90V167H87V169ZM94 168V167H93ZM137 168V167H136ZM143 168V167H142ZM154 168V167H153ZM152 168V169H153ZM159 168V173L160 172H162V171H160L161 169ZM170 168V170H171V172H173V170ZM177 168V167H176ZM181 168V167H180ZM227 168H229L228 167V165H227V167H226V169L225 168H220V166H219V168L217 167V168H215V169H213V170H211L210 172H209V174H208V176H207V174H206V176H207V178H205V177H203L202 176V179L203 178H205V179H207V181L206 182H196V184L194 185L195 187H196V189H195V187H194V189L195 190H198V189H201V190H203V192L204 191H206V190H204V188L203 187H207L208 189H209V187H210V189H212V190H210L211 191V193H213L216 197L215 198H217V200L219 199V201L222 203L223 201H225V199H224V196H225V193H226V190H225V185H224V180H225V178H226V176H227ZM235 168H234V172H236L237 170H235ZM28 169H29V167H28ZM47 169V168H46ZM50 169V168H49ZM124 169V168H123ZM130 169H131V166H130ZM145 169V168H144ZM147 169V168H146ZM167 170H168V168H166ZM183 169H184V167H183ZM186 169V171H189V170H187V168H185ZM19 170V169H18ZM30 170V169H29ZM97 170V169H96ZM120 170V169H119ZM163 170V169H162ZM165 170V169H164ZM190 170V171H191ZM210 170V169H209ZM208 170V171H209ZM233 170V169H232ZM241 170H238V171H241ZM40 171V170H39ZM46 171H49V170H46ZM124 171V170H123ZM133 171V170H132ZM141 171H143V170H141ZM148 171V170H147ZM154 171H155V169H154ZM157 171H158V169H157ZM157 171L155 172L156 174H157ZM179 170H177V171H175V172H178ZM191 171V174L193 173ZM198 171V172H199ZM17 172V171H16ZM19 172V171H18ZM17 172V173H18ZM52 172V171H51ZM95 172V171H94ZM122 172V171H121ZM126 172V171H125ZM130 172H131V170H130ZM129 172V173H130ZM165 172V171H164ZM244 172H242V173H244ZM46 173V172H45ZM127 173V172H126ZM131 173H133L132 175H131V177L134 175V172H131ZM139 173V172H138ZM137 173V174H138ZM143 173H145V172H143ZM148 173V172H147ZM151 173V172H150ZM158 173V174H159ZM170 173V172H169ZM189 173V172H188ZM229 173H231V171H230V169H229ZM15 174V173H14ZM22 174H23V169H22ZM24 174H26V173H24ZM162 173H160V175H161ZM166 174V173H165ZM172 174V173H171ZM178 174H180V173H177V175ZM184 174V173H183ZM187 174V173H186ZM190 174V173H189ZM194 174H195V172H194ZM201 174V173H200ZM239 174H241V173H239ZM246 174V175H247ZM17 175V174H16ZM18 175H20V174H18ZM18 175L15 177V178H19L18 177ZM93 175H95V174H93ZM97 175V174H96ZM95 175V176H96ZM128 175V174H127ZM143 175V174H142ZM149 175L150 174H148L147 175V177H149ZM181 175V174H180ZM188 175V174H187ZM197 174H195V176H196ZM231 175H233V171H232V174ZM231 175H230V178H234V175L231 177ZM236 175V174H235ZM78 176H81V174L79 175L78 174ZM78 176H77V178H78ZM118 176V175H117ZM116 176V177H117ZM123 176V175H122ZM124 176H125V174H124ZM139 176V175H138ZM143 176H145V175H143ZM154 176V175H153ZM167 176V175H166ZM173 176H174V174H173ZM236 176H238V175H236ZM244 176V175H243ZM242 176V177H243ZM23 177V176H22ZM40 177V176H39ZM38 177V178H39ZM48 177V176H47ZM83 177V176H82ZM103 177V178H104ZM128 177V176H127ZM161 177H162V179H163V176L161 175V176H159V178L161 179ZM168 177H170V175L168 176ZM167 177V178H168ZM172 177V176H171ZM183 177V176H182ZM241 177V178H242ZM40 178H42V177H40ZM45 178V177H44ZM51 178H53V176L51 177ZM84 178V177H83ZM91 178H92V176H91ZM93 178H95V177H93ZM99 178V177H98ZM102 178V179H103ZM126 178V177H125ZM128 178H130V177H128ZM134 177H132V178H130V179H133ZM151 178V177H150ZM156 178V177H155ZM166 178V177H165ZM166 178V179H167ZM173 178V177H172ZM174 178H175V176H174ZM173 178V179H174ZM186 178V177H185ZM228 179H229V177H227ZM226 178V179H227ZM238 178H240V177H238ZM23 179V178H22ZM32 179V178H31ZM49 179V178H48ZM85 179H86V177H85ZM88 179V178H87ZM87 179H86V181H87ZM95 179H97V178H95ZM116 179H118V177L116 178ZM144 179V177L142 178V180ZM176 179V178H175ZM179 179V178H178ZM190 179V178H189ZM188 179V180H189ZM195 179H198V178H195ZM195 179H194V177H193V181H191V182H194L195 181ZM260 179H262V182H261V184L259 183V181H260ZM14 180V179H13ZM16 180V179H15ZM18 180V179H17ZM26 180V179H25ZM42 180V179H41ZM40 179H39V182L41 181ZM52 180H54V179H52ZM77 180H79V179H77ZM76 180V178H75V181H77ZM107 180H106V182L105 183H107ZM110 180V179H109ZM112 180V179H111ZM125 180H127V181H125ZM150 180V179H149ZM156 180V179H155ZM158 180V179H157ZM170 180V179H169ZM183 180H184V177H183ZM186 180V179H185ZM184 180V181H185ZM190 180H192V179H190ZM199 180V179H198ZM230 180V179H229ZM238 180H241V179H238ZM237 180V178L235 179V181H236V183L237 182H240V181H238ZM243 180V179H242ZM241 180V181H242ZM246 180H248V179H246ZM20 181H22L21 180V177H20ZM36 181V180H35ZM43 181V180H42ZM48 181V180H47ZM81 181V180H80ZM82 181H83V179H82ZM92 181V180H91ZM94 181V180H93ZM93 181H92V183H93ZM97 180H95V182H96ZM122 182H123V180H121ZM124 181H125V184L127 183H130L129 182V180L128 179H124ZM145 181V180H144ZM143 181V182H144ZM147 181V180H146ZM151 181H152V179H151ZM167 181H168V179H167ZM170 181H172V180H170ZM226 181H228V180H226ZM225 181V182H226ZM233 179L230 181V182H232L233 183ZM244 181V180H243ZM16 182V181H15ZM25 182V181H24ZM28 182V181H27ZM49 182V181H48ZM52 182V181H51ZM100 182H102V181H100ZM103 182V183H104ZM112 185H113V183L112 182H115V180L113 179V181L111 182V181H109ZM109 182H108V184L107 185H110L109 184ZM118 182V181H117ZM121 182V184H119L120 183V181L118 182V184H119V186H118V188L120 187V185H123V183ZM159 182V181H158ZM164 182V181H163ZM166 182V181H165ZM178 181H176V183H177ZM187 182V181H186ZM54 183V182H53ZM52 183V184H53ZM73 183H75V182H73ZM72 183V184H73ZM78 183V182H77ZM84 183H87L88 185H89V180L87 181V182H85L84 181ZM168 184H170V182L168 181L167 182ZM178 183H180V182H178ZM183 183V182H182ZM188 183H189V181H188ZM195 183V182H194ZM193 183V184H194ZM232 183H230V184H232ZM246 183V181L243 183V182H241V184H239V185H243L244 186V184ZM18 184H19V182H18ZM41 184V183H40ZM42 184L44 185V183L42 182ZM49 184V183H48ZM51 184V183H50ZM76 184V183H75ZM79 184V183H78ZM102 184V183H101ZM100 184V185H101ZM118 184H116V185H118ZM124 184V185H125ZM132 184V183H131ZM136 184V183H135ZM150 184V183H149ZM148 184V185H149ZM153 184V183H152ZM157 183H155V185H156ZM159 184V183H158ZM164 184V183H163ZM166 184V183H165ZM172 184H174V182H172ZM187 184V183H186ZM191 184V183H190ZM192 184V185H193ZM248 183H246L245 185H247ZM24 185V184H23ZM42 185V186H43ZM83 185V184H82ZM99 185V186H100ZM105 185V184H104ZM146 185V184H145ZM154 185V186H155ZM162 185V184H161ZM161 185H159V186H161ZM177 185H179V184H177ZM177 185H175V188H176V186ZM180 185H182L181 183H180ZM180 185H179V187H180ZM185 185V184H184ZM27 186V185H26ZM35 186V185H34ZM78 187V185H75V187ZM102 186V185H101ZM113 186H115V185H113ZM139 186H140V184H139ZM138 186V187H139ZM174 186V185H173ZM191 185H189V187H190ZM209 186V187H208ZM227 186V185H226ZM233 187H236V189H235V191H238V192H240L239 191V189L241 188V187H243V186H238L237 184L234 186V185H232ZM31 187V186H30ZM30 187H28V189H30ZM37 187H38V185H37ZM40 188L39 189H41L42 187H41V185L39 186ZM43 187H45V185L43 186ZM73 187V186H72ZM87 187V186H86ZM91 187V186H90ZM95 187V186H94ZM111 188H113L112 186H110ZM116 187V186H115ZM125 187H128L129 188V185H125L124 187L123 186H121L120 187V189L121 188H123V190L125 191ZM143 187V186H142ZM146 188H147V186H145ZM144 187V188H145ZM148 187H150V186H148ZM156 187V186H155ZM163 187H164V189H166L165 188V186L163 185ZM162 187V188H163ZM169 187V186H168ZM182 187V186H181ZM245 187H247V186H245ZM32 188V187H31ZM82 188V189H81ZM81 190H87L88 192H89V190H90V188H89V186H88V188L87 189H85V188H83L82 186H81ZM100 188V187H99ZM107 188V187H106ZM108 188H109V186H108ZM117 188V190H119ZM134 188V187H133ZM145 188V189H146ZM153 187H150V190H148V191H150V193H152L153 191H154V189H152ZM173 187H171V189H172ZM192 188H193V186H192ZM203 188V189H202ZM232 188V187H231ZM244 188V187H243ZM242 188V189H243ZM39 189H37V190H39ZM42 189H44V188H42ZM73 189V188H72ZM75 189V191L77 190V188H74ZM93 189V188H92ZM98 189V188H97ZM151 189L153 190V191H151ZM164 189H162V192L164 193V191L165 192H168L167 194L170 196L171 195V193L173 192L172 190V192L169 194V191H166V190H164ZM174 189V188H173ZM180 189V188H179ZM187 189V188H186ZM207 189V190H208ZM45 190H46V187H45ZM44 190V191H45ZM111 191H112V189H110ZM110 190H109V192H110ZM113 190H116V189H113ZM122 190V189H121ZM128 190V189H127ZM144 190V189H143ZM161 190V189H160ZM164 190V191H163ZM168 190H170V188L168 189ZM184 190V189H183ZM201 190H200V192H201ZM241 190V189H240ZM32 191V190H31ZM73 192H74V190H72ZM94 191V190H93ZM98 191H99V189H98ZM138 191V190H137ZM145 191V190H144ZM159 191V190H158ZM157 191V192H158ZM174 191H176V190H174ZM179 191V190H178ZM178 191H176V193L178 192ZM180 191H181V189H180ZM179 191V192H180ZM186 191H188V190H186ZM192 191H194V190H192ZM210 191H207L208 193H210ZM233 191H234V189L233 190H230L229 192H227L228 194L230 193V195H232V194H235V193H233ZM242 191H244V189L242 190ZM37 192H40V191H37ZM72 192V193H73ZM88 192H86V194L88 193ZM90 192H92V191H90ZM96 192V191H95ZM95 192H93V193H95ZM100 192V191H99ZM104 192V191H103ZM115 192V191H114ZM118 192V191H117ZM116 192V193H117ZM147 192V191H146ZM160 192V191H159ZM183 192V191H182ZM237 192V194H239ZM246 192H244L245 194H247ZM33 193H36V191H34L33 190ZM41 193V192H40ZM39 193V194H40ZM79 193V192H78ZM93 193H92V195H93ZM112 194H113V191L111 192ZM111 193L110 194H108V196L109 195H111ZM120 193V192H119ZM126 193L127 192H125V195H126ZM138 193H140L139 191H138ZM145 193V192H144ZM154 193H155V195H156V192L154 191ZM176 193H174L173 194V196H175V194ZM184 193H187V192H184ZM207 193V194H208ZM210 193V194H211ZM38 194V193H37ZM42 194V193H41ZM77 194V193H76ZM81 194V193H80ZM88 194H90V193H88ZM107 194V193H106ZM124 194V193H123ZM128 194V193H127ZM160 194H162V193H160ZM191 194H192V192H191ZM190 194V195H191ZM195 194V193H194ZM200 194V193H199ZM198 194V195H199ZM206 194V195H207ZM244 194V195H245ZM91 194H90V196H92ZM95 195V194H94ZM93 195V196H94ZM97 195V194H96ZM98 195H100V194H98ZM97 195V196H98ZM104 195V194H103ZM118 195V194H117ZM144 195H146L147 196V194H144ZM149 195V194H148ZM163 195V194H162ZM164 195H165V193H164ZM177 195V194H176ZM178 195H182V196H184V194H179L178 193ZM187 195V194H186ZM189 195V194H188ZM187 195V196H188ZM190 195L188 196V198L190 197ZM205 195V196H206ZM76 196H78V194L76 195ZM82 196H83V194H82ZM101 196H102V194H101ZM107 196V195H106ZM107 196V197H108ZM115 196V198H113V196L111 195L109 198V200H105V198H104V201L106 202L105 204H107V209H108V212H107V215H108V213H109V215H111V216H117L118 218H119V215H118V213L120 214V212H119V210H122V203H121V207L119 208H117V202L119 201V200H117V202H115L116 200H114V199H116L117 198V196H116V194L114 195ZM121 196H124V195H121ZM146 196H144V198L143 199H145L146 198V200H147V202L149 203L150 202V200L149 199H147L148 198V196L146 197ZM151 196V195H150ZM149 196V197H150ZM166 196V195H165ZM172 196V195H171ZM170 196V198H171V200H172V198H174V197H171ZM182 196H180V197H182ZM192 196H195V195H192ZM191 196V197H192ZM200 196H201V194H200ZM229 196V195H228ZM84 197V196H83ZM86 197V196H85ZM99 197V196H98ZM97 197V198H98ZM124 197H126V196H124ZM123 197V198H124ZM142 197V196H141ZM186 197V196H185ZM225 197H227V196H225ZM240 197V196H239ZM80 198V197H79ZM88 198H89V196H88ZM90 198H92V197H90ZM102 198V197H101ZM119 198V197H118ZM117 198V199H118ZM121 198V200H123L124 201V203H127V199L126 200H124V199H122V197H120ZM156 198V197H155ZM183 198V197H182ZM242 198V197H241ZM84 199V198H83ZM107 199V198H106ZM165 199V198H164ZM193 199V198H192ZM200 199H202V198H200ZM212 199V198H211ZM228 199V198H227ZM238 199V198H237ZM244 199V198H243ZM93 200H94V197H93ZM96 201H99L98 199H95ZM101 201H102V199H100ZM120 200V201H121ZM146 200H144V201H146ZM149 200V201H148ZM152 200H153V198H152ZM152 200H151V202H152ZM155 200V199H154ZM162 202H163V200L162 199H160ZM160 200H158V201H154L153 202V204L155 203V202H160ZM170 200V199H169ZM193 200H195V199H193ZM217 200H216V202H217ZM241 200V199H240ZM90 201V200H89ZM88 201V202H89ZM95 201V202H96ZM173 202H174V200H172ZM200 201V200H199ZM207 201H209V200H207ZM206 200H205V202H207ZM213 201V200H212ZM218 201V202H219ZM234 201H235V199H234ZM100 202V201H99ZM99 202H97V205L99 204ZM115 202V203H114ZM150 202V203H151ZM166 202H167V200H166ZM172 202V204L171 205H173L174 203ZM219 202V203H220ZM229 202V201H228ZM228 202H226L225 201V203H228ZM232 202V201H231ZM242 202V201H241ZM100 203H102V202H100ZM129 203V202H128ZM161 203V202H160ZM211 203H213V202H211ZM218 203V205H220ZM224 203V204H225ZM233 203V202H232ZM231 203V204H232ZM245 203V202H244ZM104 204V203H103ZM116 204V205H115ZM119 204V203H118ZM130 204V203H129ZM153 204L151 203V205L153 206ZM170 204V203H169ZM214 204V203H213ZM216 204V203H215ZM229 204V203H228ZM230 204V205H231ZM233 204H235L237 207H238V205H237V202H235V203H233ZM246 204V203H245ZM84 205H87V203L86 204H84ZM83 205V206H84ZM88 205H89V203H88ZM90 205H91V203H90ZM89 205V206H90ZM93 205V204H92ZM94 205H96V203H94ZM124 206H125V208H123V209H126L127 208V206L128 207H132V205L131 206H129V205H125V204H123ZM155 205V204H154ZM157 205V204H156ZM155 205V206H156ZM222 206H223V204H221ZM235 205H232V206H235ZM98 206H100V204L98 205ZM146 206V205H145ZM150 206V205H149ZM161 206H163V204H161ZM216 206V205H215ZM226 206V205H225ZM228 206V208H226V207H224V209H229V205H227ZM241 207L243 206L244 207V205L243 204H241L240 205ZM239 206V207H240ZM246 206V205H245ZM87 207V206H86ZM92 207V206H91ZM105 207V206H104ZM105 207V208H106ZM135 207V206H134ZM136 207H139V206H136ZM135 207V208H136ZM141 207V209H143L144 208V206H143V208H142V206H140ZM171 207V206H170ZM238 207V208H239ZM243 207L241 208V210H243ZM93 208V207H92ZM169 208V207H168ZM96 209H98V208H95V210ZM117 209H119V210H117ZM134 209V208H133ZM140 208H138L137 210H140V213H139V211H137V213H139V217L138 218H136V220L137 219H139V220H135V221H132V220H130V219H126V218H124V219H126V221L125 220H119V222H120V224H122V223H124V225H125V227H126V232L127 233H129V235H131L132 237V239L134 238V237H136V238H138L139 239V237L141 236V235H146L148 232H146V231H151L152 230V233H153V230L154 229H158L159 227L161 228V226H164V225H170V226H173V229H175V227H177V228H181L182 229V231L184 230L183 228H186L185 230L187 231V229H188V231L190 232V234H191V238H192V235L193 234H195V235H199V234H197L198 233V231H204L203 233H205V231H206V233H207V231L208 230H205V228L203 229V230H201V225H202V222H201V227H199V226H196V225H193V223L191 222L193 219H191V221L188 219V216L186 217V216H180L183 212H185V211H183V212H181V214L180 215H178L177 213H179V212H177L176 210H174V211H176L177 213H175L173 210H170V209H166V208H159V207H147V209H143V210H141ZM222 209V208H221ZM224 209H222V210H224ZM240 209V208H239ZM99 210H101V208H99ZM98 210V211H99ZM221 210V211H222ZM90 211V210H89ZM92 211H94V210H92ZM135 211V210H134ZM132 209H131V212H134ZM220 211V212H221ZM91 212V211H90ZM118 212V213H117ZM123 212H124V210H123ZM127 212V211H126ZM136 212V211H135ZM239 212H240V210H239ZM93 213V212H92ZM97 213V217H99V215L100 214H98V212H96ZM99 213H101V211L99 212ZM222 213V212H221ZM102 214V213H101ZM105 214H106V211H105ZM185 214H187L186 212H185ZM241 215H242V213H240ZM250 214H249V219H250V221H251V219H253V218H250ZM92 215V214H91ZM90 214H89V216L90 217H93V218H97L96 217V215H92L91 216ZM127 215V214H126ZM129 215V214H128ZM127 215V216H128ZM133 215V214H132ZM187 215H189V214H187ZM192 215V214H191ZM244 215V214H243ZM246 215H248V213L246 214ZM100 216H102V215H100ZM134 216V215H133ZM137 216V215H136ZM252 216V215H251ZM103 217H105V218H107L106 217V215L104 216V214H103ZM110 217V216H109ZM124 217V216H123ZM193 217V216H192ZM105 218H104V222H106L105 221ZM111 218H113V217H111ZM120 218H121V216H120ZM133 218H135V217H133ZM189 218H190V216H189ZM246 218V217H245ZM256 218H254V219H256ZM253 219V220H254ZM256 219V220H257ZM102 220V219H101ZM107 220V219H106ZM195 220V219H194ZM193 220V221H194ZM255 220V221H256ZM111 221V223H113L114 222V220H113V222H112V220H110ZM109 221V222H110ZM118 221V220H117ZM121 221H122V223H121ZM123 221H125V222H123ZM206 220H205V218H204V222H205ZM257 221V222H258ZM102 222V221H101ZM104 222H102V224L104 223ZM108 222V221H107ZM108 222V223H109ZM196 222H197V220H196ZM200 221H198V223H199ZM252 222V221H251ZM259 222H258V224H259ZM115 223V222H114ZM206 223V222H205ZM248 223H249V221H248ZM116 224H118V223H116ZM194 224H197V223H194ZM123 224H122V226H124ZM199 225V224H198ZM247 225V224H246ZM252 225H255V224H252ZM251 225V226H252ZM259 225H261V226H264V224L262 223V224H259ZM112 226H114L115 227V225L113 224ZM120 225L118 224L117 225V228H118V230H119V227ZM203 226H204V223H203ZM247 226H249V225H247ZM166 227H168V226H166ZM166 227H163V228H165L166 229ZM256 227H257V225H256ZM255 227V228H256ZM123 228V227H122ZM171 228L172 227H170V229L168 228V230H170V232H171ZM248 228V227H247ZM254 228V227H253ZM253 228H252V230H253ZM255 228H254V230H255ZM237 229V228H236ZM246 229V228H245ZM244 229V230H245ZM257 229V228H256ZM259 229V228H258ZM257 229V230H258ZM264 229V228H263ZM125 230V229H124ZM227 230V229H226ZM244 230H242L243 232H244ZM252 231V234H253V232H255V231ZM259 230H262L261 228L259 229ZM123 231V230H122ZM122 231H121V233H122ZM157 231V230H156ZM158 231H160V230H158ZM157 231V232H158ZM166 231V230H165ZM176 231H177V229H175V233H176ZM178 231H180L179 229H178ZM181 231V232H182ZM236 231V230H235ZM250 232V230L248 229L247 230V232ZM263 231V230H262ZM124 232V231H123ZM125 232V234L127 235V233ZM172 232H174V231H172ZM120 233V234H121ZM160 233V232H159ZM187 233V232H186ZM200 233V232H199ZM203 233H200L201 235L203 234ZM205 233V234H206ZM218 233V232H217ZM256 233H257V231H256ZM264 233V232H263ZM150 234H151V232H150ZM161 234V233H160ZM159 234V235H160ZM163 234V233H162ZM162 234L160 235V236H162ZM178 234V233H177ZM187 234H189V233H187ZM186 234V235H187ZM248 234H250V233H248ZM247 234V235H248ZM259 234V233H258ZM123 235V234H122ZM125 235V236H126ZM164 235V234H163ZM206 235H208V233L206 234ZM209 235H212L211 233L209 234ZM218 235H219V233H218ZM242 235V234H241ZM254 235V234H253ZM263 234H262V232L260 233V237L262 236ZM124 236V235H123ZM150 236V235H149ZM152 236V235H151ZM155 236V235H154ZM157 236V235H156ZM171 235H169V237H170ZM194 236V235H193ZM197 236H194V238L192 239V243H193V245H194V243L197 245V244H200V245H202V244H206V242H204L203 243V241L206 239V237L207 236H205L204 234L202 235V237H204L205 239L203 240V238H202V240H200L199 241V238H197ZM213 236L214 235H212V236H209V241L207 242L208 244L210 243V239H212V241H213ZM239 236V235H238ZM249 236H251V235H249ZM248 236V237H249ZM127 238H128V236H126ZM145 238H144V240L146 241V236H144ZM148 237V236H147ZM163 237V236H162ZM168 237V238H169ZM178 237H181V236H178ZM210 237H212V238H210ZM219 237V236H218ZM221 237H222V235H221ZM221 237H219L220 238V241H219V239H218V241L221 243L222 241V239H221ZM229 237V236H228ZM231 237V236H230ZM246 237V236H245ZM256 237V236H255ZM257 237H259V235L257 236ZM141 238V237H140ZM155 238V237H154ZM153 238V239H154ZM158 238H161V237H158ZM234 237H232V239H233ZM250 238V237H249ZM249 238H247V239H249ZM263 238V237H262ZM141 239H143V238H141ZM140 239V240H141ZM148 239V238H147ZM149 239H150V237H149ZM149 239H148V241H149ZM166 239V238H165ZM201 239V238H200ZM215 239H216V237H215ZM214 239V240H215ZM224 239V238H223ZM245 239V238H244ZM259 239H261V238H259ZM127 239L125 238V241H126ZM130 239L128 238V240H127V242L129 241ZM133 240H135V239H133ZM132 240V241H133ZM151 240V239H150ZM157 240L158 239H155V242L156 243H154V242H152L153 243V245L155 244H157ZM183 240V239H182ZM185 240V239H184ZM207 240V239H206ZM226 240H228V241H230L229 240V238L227 239V238H225V240L224 241H226ZM234 240V239H233ZM251 240H253V239H251ZM131 241V240H130ZM142 241V240H141ZM190 241V240H189ZM211 241V242H212ZM217 241V239H216V243H213V242H215V241H213L212 243L213 244H215L214 245V247L215 246H217V245H219V242ZM150 242V241H149ZM190 242V244H192ZM233 242L234 241H232V242H222L221 244L223 245V248L224 247H230V246H232L233 247ZM235 242H238V240H236ZM240 242V241H239ZM254 242V241H253ZM253 242H251L250 241V243H251V246H252V244H253ZM257 241H255V243H256ZM189 243V242H188ZM218 243V244H217ZM137 244V243H136ZM145 244V243H144ZM185 244V243H184ZM186 244H187V242H186ZM204 244V245H205ZM212 244V245H213ZM217 244V245H216ZM237 244H239V243H235V245H237ZM240 244H242V245H249L248 247H250V244L249 243H247V241H246V243H244V242H242V243H240ZM147 245H148V243H147ZM146 245V246H147ZM149 245H151V244H149ZM189 245V244H188ZM193 245H191V246H193ZM193 246L194 248L193 249H195L197 246ZM211 245V244H210ZM210 245H208L209 247H210ZM242 245H240V248H238V250L240 251V249H241V246ZM142 246H144V245H142ZM145 246V247H146ZM199 246V245H198ZM221 246V245H220ZM238 247H239V245H237ZM253 246H254V244H253ZM187 247V246H186ZM185 247V248H186ZM190 247V246H189ZM188 247V248H189ZM202 247V246H201ZM200 247V248H201ZM204 247V246H203ZM202 247V249L204 250V248ZM207 246L205 245V248H206ZM231 247V248H232ZM191 248V247H190ZM197 248H199V247H197ZM199 248V249H200ZM226 248V249H227ZM231 248H230V250H231ZM234 248V247H233ZM232 248V250H234ZM245 248H246V246H245ZM199 249H197V250H199ZM211 249H213V246H212V248ZM211 249L210 250H208V251H211ZM215 249V253H217V254H219V255H222L223 254V249H222V246L221 247H219V249H216V248H214ZM251 249H252V251L254 250L253 249V247H251L250 248V253H251ZM196 250V249H195ZM203 250H202V252H203ZM227 250H229V249H227ZM230 250H229V253H231V254H234L233 252L234 251H232V252H230ZM236 250V249H235ZM243 250V249H242ZM239 251H235V253H237V256H239L240 257V259L242 258L241 257V254L243 253L242 251V253L240 254L239 253ZM246 251H248L247 249H246ZM249 251H248V253H249ZM201 252V253H202ZM254 252V251H253ZM252 252V253H253ZM211 253H213V251H211ZM214 253V254H215ZM228 253V252H227ZM247 253V252H246ZM247 253V256L249 255ZM230 254V255H231ZM204 255V254H203ZM205 255H209V254H205ZM204 255V256H205ZM229 254H226V256H225V259H226V257L228 256ZM235 255V254H234ZM222 256H224V254L222 255ZM247 256H245V258H247ZM253 256V255H252ZM211 257H213L214 258V255H212ZM229 257V256H228ZM208 258H210L209 256H208ZM219 258V257H218ZM220 258H222V257H220ZM219 258V259H220ZM235 258H237L236 257V255H235ZM250 258V257H249ZM248 258V259H249ZM211 259V258H210ZM219 259H217V260H219ZM224 259V258H223ZM251 259V258H250ZM212 260V259H211ZM210 260V262H213V261H211ZM215 260V259H214ZM222 260V259H221ZM227 260L228 261H230L228 264H239V262H238V260L237 259H233V256L231 255L230 257H229V259L227 258ZM246 260V259H245ZM209 261V260H208ZM224 261H226V260H224ZM227 261V262H228ZM251 261V260H250ZM221 262V261H220ZM241 262V261H240ZM249 262V261H248ZM215 263V262H214ZM218 264H219V261L217 262ZM216 263V264H217ZM226 263V262H225ZM222 264V263H221ZM227 264V263H226ZM246 264V263H245Z\"/></svg>","mask_w":264,"mask_h":264}]
</instances>
